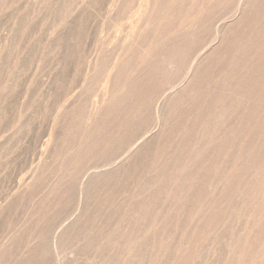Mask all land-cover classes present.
<instances>
[{"label":"rangeland","instance_id":"obj_1","mask_svg":"<svg viewBox=\"0 0 264 264\" xmlns=\"http://www.w3.org/2000/svg\"><path fill=\"white\" fill-rule=\"evenodd\" d=\"M84 1L87 3H84ZM178 1L174 0V2H177V4H178L177 7H176L175 3L173 2V0H171V2H173L174 4L172 3L171 5H175L174 7L170 5V0L169 1L166 0V2H168V4L170 6L167 5L166 3H164V8H167L166 6L169 7V9L167 8V10H171L172 8L176 7L175 9L177 11L174 12V15L172 13L173 9H172V11H168V13L171 12V16L176 18V19L174 18V23H173V17L170 20V22L172 21L173 24L172 23H169L168 25L162 24L165 20L166 21H167V19L169 20V18H167V16H169L170 14L166 13V14H168V15H165L167 19L165 18L164 21H161V19H162L161 17L164 16V14H165V12H162V10L165 11L166 9H162V10L160 9L161 11L159 9H157L158 12L160 11V13L161 12L164 13L163 15L158 14V12L155 14V12L157 10L153 11L154 12L153 14L161 16L160 20L158 19L159 16H155V17H158L157 19L159 21H161V24L164 26L163 28H165V30L168 26L167 31H168V29H170V31L172 30V32H173L174 29L177 30L178 28L179 29L185 28L184 31L181 29L179 30L181 33L185 32L184 37L182 35V37H183L182 39H181V33L180 32H179L180 34L177 33L178 30L176 31L177 34L174 33L175 32V30H174L173 34L170 37V34L172 32H167V31L164 32L165 30L162 28V25H160L157 22L158 21L157 19L155 21V24L157 25L155 27H157V29L154 28V25L153 26L151 25V24H153V22H151V20H152L151 15L149 17L148 16L149 12L145 11L144 16L146 13V17H144L142 14L143 12L141 10L143 8V6H145V4L147 3L146 0H139V2H138V0H131V1L130 0H115L116 3L114 2V0H0V252H1L0 253V260H1L0 264H21V263H23V264H51V263L57 264V261L58 262L61 261V263H58V264H166L167 263L166 260L168 261L169 255L172 253V252L170 253V251H173L174 254L172 253V255H170L171 259H169L167 264H225V263L228 264L229 260L226 257H229V256H228V254H226V252H227L228 248H233V245H232V243L234 242L233 240L237 241L239 238L238 235L236 234L239 232V231H237L238 230L237 228H239L243 222L246 223V219H247L246 213L242 209L245 206H244V204H242V205L240 204L242 206L241 207L240 205H238L239 203H237L236 205H238L239 207L236 206L235 208L236 209L239 208V209L235 210L234 207H232L234 210L230 209L229 205L230 206L235 205V203H234L235 199H233L234 192L230 191V188H229L230 185H228L229 190L226 188H225L226 189L225 190L223 188L222 194H221L222 196H220V198H218L219 202L221 201L220 202L221 205L223 204L222 205L223 207L220 206L221 208L219 207V205H217V204H220L218 201L217 202L211 201L213 199L215 200V197L214 198L212 196L209 197V195H211L210 194L211 193V191H210L211 187L213 186V184L216 185V183H217L216 181H218L217 177L220 174H223L224 170H226V171L228 170L227 171L228 174H230L229 172L232 170L231 165L233 164L232 162H233L234 155H235L234 148L237 145L236 142H238L237 140H239L240 143H242V140L239 139L241 135L238 133L240 131V129H243L242 130L243 132L241 134L244 136H241V138L242 139H243V137L245 138L244 142H243V143H245V145L248 144V142L250 143L252 141L255 143L257 141V138L254 137V136H256V134H255L256 132H253V130H252V128L254 129L255 128L254 126H256V125H251V123L246 124L248 127L251 126L250 131H248L246 128V125L242 122L246 121V120L243 121V119H245L244 113L251 111V110L255 111L256 108L253 105L257 104L256 107L258 108V104H260L258 110L256 109V112L258 114L264 113V90L262 88L263 85L260 86L259 85L260 83L257 84V85H259L258 87H260L262 90H260V88H257V86H254L255 88H253V89L250 87L251 88L250 92L252 91L251 93L249 92L250 95L246 96V95L242 94L243 96H242V98L240 97V99H239L240 101L239 100L235 101L236 100L235 96L238 93L235 92L236 93V94L234 93L235 95L231 94L233 92H231V90H228V86L226 83H228L227 81H228L229 77L231 79L233 75L238 76L239 75L238 73L241 72V67L239 66L240 61L244 64L243 65L242 63H240L241 66L247 65V64H245L247 62L246 60H248L247 63H249V65L251 64L249 62V60L251 58L250 57L248 58V56L246 57L248 59L245 58L246 60L243 58V56H242V58H241V56H234L232 53L235 52L236 50L238 51V49H233V52H232V48H239L238 52H240L242 49H244L246 44L252 43V41H253L252 39L254 38V37L246 38V37H248V35H246V33L247 34L253 33V30L254 31L258 30L261 27L264 31V26H260L262 24L264 25V21H263V23H260L262 20H264V19H262L264 14L261 13V12H264V9L262 10V8H264V6H261L262 4L264 5V0H263V3H261V4H260L261 1L259 2L258 0L257 1L253 0L254 1L253 2L251 0L253 2V4H251L252 3L251 2L250 3L251 6H249V7L247 4V6H246L247 9L249 8V10H250V8L253 5H255V3L258 5V2H259L260 6L259 5H258V7H257V5L253 6L252 7L253 9L251 8L252 13H251V10L250 11L247 10L249 13L244 12L247 16L245 14L242 16L245 18H242L241 16L240 17L237 16L238 18L236 17L234 19L235 21L236 20L237 21L238 20H240V21L245 20L246 21V19H247V21H249V25H248V22H247V24H245L246 23L245 21H244L245 23L238 21L239 25H240V23H242L243 25L244 24L246 25V26L244 25L245 29H246L245 31L243 30L244 28H242V27H244L243 25L238 26L237 25L238 23L232 21L233 25H234V23H236L235 24L236 26H234V27H236V28L239 27V29H238L239 31L238 30L236 31L235 30L236 28L233 31L232 30L233 25H231V22H228V21L232 20V18H233L232 12L234 14L237 10L236 6L238 5V3H236V2L238 0H228V1L227 0H211L212 3H207L206 0H201V2L204 1V2H202V4L204 3V5H202V7L200 4L201 2L196 5L197 7L195 6L194 3H197L198 0H192V1L187 0L186 4L184 2H182L183 0L179 1V2L184 3V5H181ZM188 1L191 2V4ZM209 1L210 0H208V2ZM111 2H113V3H111ZM162 2H165V0L161 1V4H163ZM187 2L190 4L189 7H188ZM234 2L236 3L235 7H234V4H235ZM130 4H132V5H130ZM70 5H71V7H70ZM192 5H194L195 7H192ZM198 5H199V7H198ZM87 6H88V8H87ZM178 6L182 7V9L179 8ZM82 7H84L85 9L87 8V9L85 10ZM128 7L130 9H128ZM232 7L234 9L230 10V9H232ZM260 7H262V8H260ZM162 8H163V6H162ZM78 9H81V10H78ZM82 9H84V11ZM179 9H181V10H179ZM243 9H242V11H243ZM127 10H129V12ZM227 10H228V12L231 11V13H228ZM234 10H235V12H234ZM254 12H256V13H254ZM237 13H238L237 15H239L241 13L240 10L237 11ZM82 14L87 19H85L82 16ZM225 14L227 16L228 15L229 16L227 17ZM207 15H209V16H207ZM211 15H214V16H211ZM222 15H225L227 17V19L225 16H222ZM184 16L186 18L188 17L187 19L189 20V22H192L194 19L195 20L199 19L200 24H201L200 25L201 28H199V30H198V27H197L196 28L197 31H195L194 33H195V35H197V38H195V39H200V40H201L202 35H205V33H206V35H205L206 40H208L211 37V35H213V33H211L209 35V33H210L209 29L211 28L212 25L210 26V23H206V21L209 20V17L212 18V19H210L211 20L210 22H213L214 20L216 21L217 19H220L222 17H225L226 20H224V18H222V20H224V21H227L229 19L227 21L228 22L227 27L231 26V28H230L231 31L229 30L228 33H226V37H228V35H230V37H229L230 40L225 38L226 40H228V42L227 41L226 42H227V44H229V41L233 42L234 40H236L234 42L236 44H238L237 42H239L241 45L238 46V45H235V43H233L234 44L233 45L230 42L233 45L232 48H231V45H228V47H225L226 42L224 43V41H223L221 43L222 47L221 46L220 47L218 46V47H219V49L222 48L223 52H225V50H226L225 48H228L226 50L227 52H225V53L226 54L230 53L229 57H228V55L224 54L222 52V50L220 51L217 48V51L215 53H217L219 55V52H221L220 56L214 54L215 56L213 55L211 58V56L209 55L210 57L207 59V62L205 61L206 65L204 64V66H203L201 63V65L203 66L202 67L203 73H202L201 77L198 79V81H195L194 84H197V85L194 86L192 84L193 87L195 88V89L193 87L191 88L192 90H190V92H192V94L189 93L190 96L185 97L188 95V91H189L188 90V91H186L187 95H185L186 93H184V94L180 93L181 96L184 95V96H182L183 98L177 97V96H180V94H177V96H175L176 93H179V91L174 93V95H170L171 98L169 97V99H168L170 101H167L166 102L167 104H164L165 107L163 109L164 110L163 117H166L167 115H169L168 117H171L168 119L164 118L171 125L170 126L168 124V122L164 120V125L167 124V125H165V127L169 126L168 128H170V129L164 128L163 127L164 125L160 126L158 124L159 125L158 127H161L162 130L163 129L165 130V134H164V130H163L162 131L163 135H161V133H160L161 131H158L159 128L157 127L158 129L156 131L158 133L156 132V136H158L159 138L154 136L155 138L153 137V138H151L150 141L148 140L147 144L149 146L146 143H144L145 144L144 147L137 145L134 148V150L132 151V153L130 154V157L129 158L125 157V160H124L125 162L120 164L121 168H119V170L116 168L118 166H116L115 167L116 169L113 168V173H109L112 171V169H111L107 173H103L101 175H95L93 177L94 179L92 177H89V174L85 175L83 172L86 170V168H88L90 166L92 167L95 165L107 163V161L109 162L110 159L114 158L115 153L118 154V153H120L121 149L122 150L125 149V147L128 145V144L125 145L126 143H129V144L131 143L129 141H131L130 139L133 138L135 136V134L140 133L141 131H144L146 129V127H148L149 125L155 126L156 122H154V121L156 119L154 116L155 114H153V113H155V112H153L155 110H153V109L156 108V107L154 108V105L156 106L155 102L158 101V97H159L158 90H160V92H159V94H160L161 91L163 90L161 88L165 86V85H163V83L166 84L167 87L169 86L168 80L166 78H169L170 84L172 82H173V84H175V83L180 81V79L182 78L181 76H183V75H180V72L181 73L183 72L182 68L186 64V61L184 60V58H186L185 55L187 53H188L187 55H189L192 52V47H194L195 45L198 46V44H199L198 42H200V44L202 42L200 40H195L198 44L196 42L195 43L193 42L194 41L193 37H195V35L191 33L192 30L190 31V26L188 27V29H186V27L188 26V24L186 25V23H189V22L185 23V22H181V20L179 21V19H183L185 21ZM215 16H216V18H215ZM132 17L133 18L136 17L137 20L136 19H134V20L136 21L137 24L139 23L138 25L140 27L137 26L136 23H134V20ZM206 17L208 19H206ZM144 18L146 20H147V18H151V19H148L146 21ZM202 18H204L205 22H204V20H202ZM69 19L72 21L74 19V21H73L74 23L72 21H70ZM141 19L145 23L147 22V26H148V23L151 22L149 25H151L152 28H154L156 31L158 30L159 34H160L162 29L163 30L161 32V35H162V33L167 34V35L163 34V38L161 37V39H160L159 35H157V37H158V39H157L155 37V35H156L155 30H153V32L155 33L154 34V33L150 32L152 30L149 31V28H151V26L150 27L146 26L148 28L149 34L152 33L157 40H160L159 42L156 41L157 43L155 42L156 43L155 45H151L152 47L157 46V44H161L162 48L160 47V45H158L159 47L156 49H159V51L160 50L162 51L163 49L164 50H166L167 48L169 49V47L167 46L170 44L168 39L171 38L170 39L171 42L172 41L177 42V43L176 42L174 43V46L176 45L175 47H177V51L180 49L179 50L180 52L178 51L179 52L178 53L179 58H178V62L176 63V65L173 66L174 68L169 65L168 61H166L167 66H165V64L162 66L161 64L156 63V62H160L163 64L164 62H162L161 56L159 57L160 58L159 61H158V59L155 60V58L158 57L157 56V52H159L158 50H155V49L153 50V48H154L153 47L152 50L150 51V49H151V48L149 49L150 45L148 44V41L146 42V40L148 38L144 39L145 35L147 34L149 37V34H148V32L147 33L145 32L146 34L142 33L143 31H145L147 29H144L145 26L143 25V23H142L143 21H141ZM190 19H193V20H190ZM153 20H155L154 17H153ZM188 20H186V21H188ZM175 21H176V23H175ZM68 22H70V23H68ZM71 23H73L74 25ZM182 23H183V27L181 25ZM217 23H219V21ZM229 23H230V25H229ZM207 24H209V26ZM212 24L214 25V23H212ZM158 25H159V27L162 28L161 30H160V28L158 29ZM169 25L171 26V28L173 26H175L176 28L173 27L171 29ZM178 25H179V27H178ZM141 26H144V27H141ZM202 26L204 27L203 29H202ZM207 26L210 28H208ZM205 27L207 30H205V32H204ZM140 28L141 29L143 28L141 32H140V30H141ZM134 29L137 32L134 31ZM137 29H140V30H137ZM200 29H202V30H200ZM212 29L214 30V26H212ZM240 29H241V31H240ZM185 30H188V31H185ZM213 30H212V32H214ZM261 30H258V31H261ZM198 31H201L200 32L201 33L200 38L198 37V35L200 36ZM132 32H133V35H132ZM230 32H232L231 33L232 35H234V33H236V35L238 34V37H236V35H234V38L236 37V39L233 38L234 39L233 40ZM238 32L240 33V35ZM127 33H128V35H127ZM138 33L140 35L139 39L141 41L137 40V43L139 42L138 44L142 45V43L145 41L148 45L147 44L144 45V43H145L144 42L142 46L137 47L138 44L136 43L135 38L139 37ZM168 33H169V35H168ZM142 34H143V38H141ZM152 34H150V37L154 38ZM175 34L177 35V38H175ZM189 34H190V37H189L190 41H188L189 39L187 38V35H189ZM126 35L129 38H127ZM147 35H146V37H147ZM164 35H165V37H164ZM173 35H174V37H173ZM179 35H180V38H179ZM208 35H209V37H208ZM242 35H244V37L246 35L245 38L248 40V43H246L247 41H246V39H244L242 37ZM131 37L134 39H131ZM166 37H169V38H166ZM184 38H187L188 40L187 39H185V40L188 42L192 41L195 45L192 44V42H191V44L188 42H184ZM202 38L204 39V37H202ZM240 38L244 40L245 45H243V42L241 43ZM136 39H138V38H136ZM166 39H167V42H169V43L166 42ZM179 39L183 40V41H180ZM121 40H124V41L127 40V42H124V43H123V41L120 42ZM151 40L152 39L149 40V43ZM162 40H164V41H162ZM132 42L133 43L135 42V43L133 44ZM151 42H153V40ZM163 42L167 43L166 46H165V43H163ZM179 42L181 44L184 42V44H182V45H184L183 48H180L182 46ZM163 44H164V48H163ZM117 45H119V46H117ZM131 45H134L133 47H135V46L136 47L133 48ZM124 46H125V48H124ZM144 46H145V50L148 47L150 53L152 51H154V52L156 51L155 52L156 55L153 52L154 53L153 57H155V58L150 56V61H153V63L148 61L149 58L147 60L148 61V63H147L148 68L146 66L147 65L146 63H145V65H141L138 62V64H139L138 67H137V64L134 63V62H136V59L140 60V57H139L141 55L140 49ZM116 48H119V49H116ZM126 48H127V50H126ZM107 49H108V51H107ZM109 49L110 50L113 49V50L110 51ZM121 49H122V51H121ZM132 50L133 51L135 50L134 51L135 54L132 53L133 52ZM138 50H139V54H136V53H138ZM164 50L162 52H165ZM228 50H229V52H228ZM99 51L101 52L100 54H99ZM115 51L117 53H115ZM129 51H131V52H129ZM237 51L235 52V54L241 55L242 52L239 54ZM106 52L109 55L108 54L101 55L102 53H106ZM121 52H124V53L122 54ZM113 53H115V56ZM120 53L122 54V56L120 55ZM249 53H252V51L251 52L249 51ZM128 54H129V56H128ZM231 54H232V56H231ZM99 55H100V57H99ZM137 55L139 58L137 57ZM248 55L250 56L251 54H248ZM103 56L106 58V60L103 58ZM118 56H121V57H118ZM221 56H222V58H221ZM230 56H231V58L235 57V59L233 58V61H232ZM151 57L153 58V60L151 59ZM214 57H215V59H213ZM117 58L118 59L124 58L125 60L121 59L122 61L120 63V62H117V61H120ZM205 58H207V57L205 56ZM228 58H229V60H231L233 62L232 63L230 61L233 65H231V63H230V65L228 64L229 63ZM94 59H95V61H94ZM113 59H116L117 61L113 60ZM187 59L188 58H186V60ZM209 59H211V61ZM243 59L246 62H243ZM252 59L251 60L254 62V64H252V65L254 67L252 65H250V68L251 67L253 69L257 68V70L261 69V67L264 68L260 63L259 64L261 66H259V64L257 62H255L254 57ZM107 60H109L108 61L109 65H112L111 67L108 65ZM98 61H100V62H98ZM127 61H129V62H127ZM237 61H238V63H237ZM116 62L119 63L118 65H120V64L121 65L126 64V66L128 64H130V65L127 66L128 68H126V66L124 67V66L120 65L121 68L119 69V68H117L118 65ZM93 63H94V66H92ZM110 63H112V64H110ZM114 63H116V64H114ZM236 63L238 64V67L234 66V65H237ZM256 63L258 64L257 67H255ZM150 64H151V67H149ZM152 64H155V67ZM207 64H208V67H207ZM210 64H211V66H210ZM102 65H105V67H103ZM106 65L109 66L108 67L109 71H108ZM133 65H136V67L138 69H136L135 66L133 69ZM226 65L229 66L228 68L231 70H229V69L224 70V69H227V67H225ZM91 66L94 68H91ZM99 66H100V68L103 67L104 70H103V68L100 70ZM248 66H247V68H249ZM96 67H98V68H96ZM113 67L117 68V70L119 69V72H121L122 74L117 71L118 72L117 74L114 72L116 74L115 75L113 73V71H114ZM130 67H132V69ZM139 67H140V69H139ZM145 67L147 70L150 68V70L151 69L156 70V72H154V71L151 72L152 70L149 71V72H151V74H152L151 75L147 70L144 69ZM218 67H219V69H218ZM222 67L224 69H222ZM236 67H237V70L240 69V70H238L239 72L234 71V70H236V69H234ZM142 68L144 69L143 70L144 73L147 72L146 75L148 76L150 74L151 77L150 76H149V78L145 77L146 75L143 72H141ZM153 68H156V69H153ZM212 68H214V69L212 70ZM216 68H217V70H216ZM128 69H129V71H128ZM167 69L170 71V73H172L171 75H173V76L170 75V77H169V75H167V72H166ZM243 69H244V67H243ZM105 70H107V71H105ZM120 70H122V71H120ZM130 70L132 72L136 70L135 71L136 75L133 74L134 72L132 73ZM137 70H138V72H137ZM110 71H112V72H110ZM124 71H125V73H123ZM127 71H128V73L130 72L129 73L130 75H133V76L135 75L136 77L131 78V76L127 73ZM139 71L141 73H139ZM211 71H213L215 74ZM221 71L223 73L220 74ZM225 71H228L230 74L228 72H225ZM260 71L264 72V71H262V69ZM260 71H259V73H260ZM108 72H110L112 74L111 77L114 75L117 76L119 74V77L116 78L118 80V82H120L119 80H124V78H122V77H125L124 74L128 75L132 80L134 79V81H132L130 78L127 79L126 78L127 76H126L125 82L121 83L122 85L120 83L116 84L115 81H117V80L114 81V79H113V81H112L111 78L108 79L110 77V75H108L109 74ZM158 72H160V73H158ZM105 73L107 76L101 75V74H105ZM170 73L168 72V74H170ZM259 73H257V74H259ZM210 74H211V76H210ZM240 74H243V73H240ZM165 75H167L168 77H166ZM204 75H206V76L204 77ZM142 76H143V78H142ZM257 76L262 77V75H255L254 77L253 76H251V77H253L252 79H254V81L257 82V79L260 78V77L257 78ZM139 77L141 78V80L147 79L148 81L142 80L143 81L142 82ZM179 77H180V79H178ZM221 77L224 78L223 81H222V79H220ZM225 77L226 78L228 77V79H225ZM263 77H264V73H263ZM97 78H98V80H97ZM101 78L103 80L104 79L105 80L103 81ZM164 78H165V81H167V83L162 80ZM216 78H217V80H216ZM107 79L112 83L115 82V83H113L114 85H116V86L121 85L124 88L123 87L120 88L121 86L120 87L117 86V87H115L116 89L113 90V88H111L113 86V84L110 83V85L111 84L112 85L109 86V84H108L109 81ZM129 79H130V82L131 81L133 83L135 82L136 83L135 86L139 89H136L135 86H131V84L132 85H134V84L133 83L129 84ZM200 79L203 81H201ZM159 80L161 83L159 82ZM199 80L202 83H204V81H205L206 84L205 83L202 84ZM231 80L233 81L234 79L232 78ZM94 81H96V82L94 83ZM224 81H226V82H224ZM258 81H260V79ZM207 82H209V83H207ZM212 82H214V83H212ZM97 83L98 84L100 83L99 86H97L98 85ZM154 83H156V84H154ZM123 84H125L126 87ZM128 84L130 85V87H127V86H129ZM210 84L211 85L213 84V86H211ZM219 84H220V86H219ZM91 85H93V86H91ZM104 85H105V87H104ZM107 85L111 88L110 90L108 89L109 87L108 88L106 87ZM223 85H224V87H223ZM94 86H95V89H97L96 90L97 92L93 91ZM103 87L106 89H104ZM131 87L133 89V92L130 91V90H132ZM233 87L235 89L237 88L236 86H233ZM127 88H130V90L128 89V91H126ZM107 89L109 91L113 90L114 93L111 94L112 92L110 93V92L106 91ZM121 89L123 91L125 89V91L129 92V93L128 94L126 93L127 94L126 95L125 92H123L124 93V95H123V93L121 92L123 95V96H121V93H119L121 91ZM202 89H204L206 91H203ZM255 89H256V91L258 90L257 93H256ZM101 90H102V92H101ZM116 90H117V92H116ZM147 90H149V91H147ZM154 90H156V91H154ZM92 91L95 92V94L94 93L90 94V93H92ZM221 91H223V92L220 93ZM254 91L256 94L253 93ZM208 92H211L212 94H210V93L208 94ZM215 92H217V93H215ZM258 92H259V94H258ZM102 93L104 95L103 97H105V95L107 96V95L111 94V97L108 98V101L106 102L108 104L111 102L110 99L112 97H114L112 99V102L115 101L114 99L116 97L114 95H116L118 98L119 94H120V96H119L120 100H121V97H123L124 102L123 101H121V102L115 101L116 102V103L114 102L115 105H114V103L111 102L112 104L111 105L109 104L110 108L108 107L109 108V110H108L107 106L104 107L103 103H105L106 100H103L104 98H102ZM108 93H110V94H108ZM224 93H226V94H224ZM241 93H245V92H241ZM79 94H81V96ZM83 94H85V95H83ZM86 94L89 95V97L91 95H93L88 99V100L92 99V100H90V102L87 100L88 96ZM130 94L132 97L130 96L128 99L127 96ZM99 95H100V98L98 99ZM125 96L127 99L124 98ZM200 96H202V98ZM217 96H218V98L220 97L219 98L220 100L216 99ZM72 97H73L75 102L72 101L73 100ZM210 97H211V99H210ZM230 97H232L234 99H232ZM105 98L107 99V97H105ZM117 98H116V100H117ZM132 98H134V99H132ZM155 98H157V99H155ZM207 98L210 99L211 101H208ZM229 98H230V100L231 99L232 100L230 101ZM100 99H101V101H100ZM222 99H224V100H222ZM172 100H174V101H172ZM205 100H206V102H205ZM218 100L220 101V103ZM233 100H234V102H232ZM91 101H93L94 103ZM98 101H100L99 103L102 104L103 106L99 105ZM102 101H103V103H102ZM259 101H260V103H258ZM69 102H72V103H69ZM73 102L75 104H73ZM76 102H79V103H76ZM88 102L90 103V106H92V107L89 106V110L86 109V108H88V105H89ZM168 102H170V103H168ZM180 102H182V103H180ZM215 102H217V103H215ZM230 102H232V103H230ZM235 102H237V103H235ZM238 102H240V103H238ZM241 102H243V104ZM95 103L96 104L98 103L99 106L96 105ZM106 103H105V105H107ZM172 103H174V104H172ZM212 103H213V105L214 104L217 105L218 103L219 104L225 103V105L223 106L224 108L219 109L221 112L222 111L225 112V115H223L222 117H221V115H218L219 114V112L217 111L218 108H216L217 107L216 105H215L216 107H214L212 105ZM244 103H245V105H244ZM67 104L69 105V107ZM77 104H78V106H77ZM116 104H117V106H116ZM112 105H114V106H112ZM181 105H183V106H181ZM93 106H95V107H93ZM96 106L99 108V110H98L99 113H100V106H101V108L102 107H104L105 109L107 108L106 110H104L102 108L101 112H103V110L108 111V112H103V114L101 113V115H100L99 113H97L98 112L97 111L98 108H97L96 109L97 114L94 115ZM115 106H116V108H115ZM138 106H140V107L142 106V107L140 108ZM175 106H177V107H175ZM212 106L215 108V110ZM239 106H240V108L242 107L240 110L238 109ZM71 107L73 109H71ZM81 107L84 110L81 109ZM173 107H175V108H173ZM243 107H245V108L243 109ZM252 107H253V109L254 108L255 109L253 110ZM162 108H163V105H162ZM207 108H208V110H207ZM210 108H213V109H210ZM225 108H227V109L225 110ZM249 108H251V109H249ZM74 109H75V112H74ZM166 109L169 112V113L167 112L168 114H165ZM170 109H172V110H170ZM197 109H199V110H197ZM200 109H202L203 111ZM175 110L176 111L178 110V111L176 112ZM194 110L198 111V113L195 112ZM231 110L233 111V112H231L233 114H231V116L230 115L228 116L227 112H230ZM85 111L86 112L90 111L93 113L92 114L87 113L89 115L88 116L89 118H87V116L84 115ZM171 111H173V112H171ZM238 111H241V112H238ZM191 112L192 113L194 112L196 114H194V113L192 114ZM202 112H204V114ZM77 113H79V114H77ZM108 113H111L112 115H109ZM187 113H190L191 116H193V117H191L190 114H187ZM76 114L79 116H77ZM106 114H107V116H106ZM151 114H153L154 119H153ZM198 114L200 116L204 115L203 118L199 116L201 118L202 122H201V120H199L197 118ZM92 115H93V117H92ZM97 115L98 116L100 115V119L97 118ZM80 116H82L81 117V119L83 118L82 120H80ZM84 116L87 119V120H85V122H84ZM94 116H96V117H94ZM90 117H92V118H90ZM186 117H188L187 122H186V120H187ZM240 117H241V119L242 118L243 119L241 120ZM256 117H259V116H256ZM94 118L95 119L97 118V120H100V121H97V120L95 121ZM178 118L179 119L181 118L180 122H179ZM90 119H91V121H89V122H91V124L88 122V120H90ZM190 119H193V122H190L191 121ZM152 120H153L154 124L152 123ZM239 120L242 122H240ZM83 122L84 123L87 122L86 124L89 128V129L87 128L88 131L86 130V126H84V128H83V125H85ZM95 122H97V123H95ZM92 123H93V126H91ZM120 123H121V125H118ZM190 123H191V125H190ZM198 123L199 124L201 123L202 125L200 124L201 126H199ZM245 123H247V121ZM172 124H173V126H172ZM196 124H197V126H196ZM240 124H242V126ZM185 125H187V127L189 126L188 128L186 127L187 129H189L190 127L191 128L189 130H187L185 128ZM238 125H240V127ZM90 126L93 128L91 129ZM194 126H195V128H194ZM244 126H245V128H244ZM161 128H160V130H161ZM181 128H183V129H181ZM196 128H199V130ZM82 129H85L86 133L89 132L91 134L88 133L89 135L85 136V134H86L85 130H82ZM90 129H91V131H90ZM236 129L239 131L237 132ZM94 130H97V131L94 132ZM83 131H84V133H83ZM92 131L94 134L92 133ZM255 131H257V129ZM198 132L199 133L201 132V134H199ZM247 132L248 133L250 132V134H247ZM258 132L260 134V131H258ZM258 132H257V134H258ZM166 133H169V134L167 135ZM157 134H160L162 137L160 135H157ZM251 134H252V136H251ZM83 135H84V137H83ZM169 135H171V136H169ZM183 135H185V136L183 137ZM245 135H247L248 137ZM85 137H87V138H85ZM236 137H237V140L234 139ZM253 137L256 139H253ZM257 137H259V136L257 135ZM112 138H113V140H112ZM106 139H107V141H106ZM154 139H155V141H154ZM50 140H51V143H50ZM246 140H249V141L246 143ZM79 143H81V145ZM167 143L169 144V146ZM112 144H113V146H112ZM141 144L143 145V143H141ZM238 144H239V142H238ZM123 145H124V147H123ZM178 145L180 146L181 149L179 148ZM182 145H184V146H182ZM138 146H139L138 149H141V150L137 149L138 151L135 152V149ZM191 146L194 147L193 148L194 150H192V156L189 155V152L191 154ZM167 148H168V150H167ZM77 149H78V151H76ZM117 149L119 151H117ZM189 149H190V151H189ZM74 151H76L77 153L76 152L74 153ZM176 151L177 152L179 151V152L177 153ZM226 151L228 153H226ZM186 153H188L190 158ZM116 154H115V156H116ZM167 154H169V155L167 156ZM187 158H189V160H187ZM157 159H158V161H157ZM159 160L162 163L159 162ZM229 162H230V164H229ZM181 164L182 165L184 164V165L182 166ZM226 164L228 165V167ZM32 165L34 167H31ZM179 165L182 167H180ZM229 166H230V168H229ZM179 167H180V172H179V170L176 171L177 169H179ZM225 167H227V168H225ZM228 168L231 170L229 171ZM156 169L159 171L157 172ZM31 170H32V172H31ZM154 170H156L158 175H156L157 173ZM171 174L172 175L179 174V176L181 174L182 175L188 174V176H190V178L188 176H187V178H189L188 180H190V181H192V178H193V180H194L193 184L189 181L191 183V185H193V186L191 187V185H190V189L183 190L184 193L186 192L187 194H184L182 191H180V189H182V187L185 186V184H187V182H186L187 179L182 177V175H181V177L178 176L179 180L177 179V177L170 178V177H172ZM166 175H167V177H166ZM168 176H170V177H168ZM184 176H186V175H184ZM208 177H209V179H208ZM87 178H89V179H87ZM168 178L173 179V180L177 179L178 181L176 180L175 184H171V182L173 180L168 181V182H170V183H168V186H170V187H168V186H166L167 184L163 185L164 183H167V180H169ZM183 178L186 180H184ZM151 179H152V181H150ZM153 179H155V180H153ZM90 181H91V185H90ZM154 182H156V184ZM80 183H84V185L82 184L84 186V189H85L83 192L84 196L82 193H79V191H80L79 186L81 185ZM151 184L153 187L150 186ZM164 186H166L167 188ZM224 190L229 192V193H227V196L225 195L226 193ZM174 191H177V192L180 191L183 193V194L181 193L183 196L181 195V197H180V198H182V197L183 198L179 200V203L182 200L180 205H178V202H177L180 195L178 194V197H177V194ZM170 192L176 194V196L172 195ZM76 193L78 194V196ZM80 194H81V196H80ZM172 196H173V198L175 197L173 199V201L176 200V202H174L176 205L174 203H172L175 205V207H173L174 210L170 208V210L168 212V210L165 207H167L169 203L171 204L172 200L170 201V198ZM223 196H226V197H223ZM79 197L80 198L84 197L81 199L82 202H79ZM176 197H177V199H176ZM229 197H231V198H229ZM206 198L208 201L206 200ZM83 199H85V201ZM231 200H233V201L231 202ZM183 201H184V203H183ZM84 203H86V204H84ZM232 203H233V205H232ZM184 204L186 207L184 206ZM213 204H214V206H212ZM76 205H78V206H76ZM85 205H86V208L84 207ZM178 206H180L179 210L181 208H183V209L185 208V210L181 209V211L179 212ZM213 207H215V210H216V212H218L219 216L214 211ZM228 207L230 210L228 209ZM206 208H208L209 211L213 210L211 212H213L214 214L213 213L211 214V212L208 213L209 211L206 212V211L202 210V209H206ZM197 209H198V212H196ZM221 209H224V210H222L223 212H221ZM240 209H242V210L240 211ZM82 210H84V212ZM143 211H144V213H142ZM242 211H243V213H245L244 215H243ZM196 213L199 216H197ZM202 213H206V215L205 214L202 215ZM200 214H201V217H200ZM68 216L70 218L67 219ZM77 216H79V217H77ZM140 216H142V217L140 218ZM207 216H208V220L206 218ZM243 216H245V217H243ZM193 217H194V219H193ZM196 217L199 219H197ZM215 217L217 218V220ZM73 218L75 219L74 222H72ZM64 219H66V220H64ZM262 220H264V219H262ZM203 222H204V224H203ZM60 223L61 224L63 223L64 225H62V227H61ZM68 223L70 225H68ZM261 223H262V221H261ZM263 223H264V221H263ZM71 224L74 226H72ZM211 224H213V225L211 226ZM258 224H260V222ZM243 225H245V224H243ZM263 225H262V228H258L259 232H258V229H257V231H256V229H254V231H256L259 234L258 236H256L258 238L254 237L255 234L252 233L253 232V230H252L251 234H253L254 238L251 237L250 239H252V241L246 243L247 245L248 244L251 245L250 248L254 252H256L255 251L256 246H257V249H256L257 252H258V250H259V252L262 251L261 249L264 248V247L263 248L259 247L261 242L258 243L259 241H262V243L264 245V241H263L264 237H262V236H264V231H263V233L262 232L260 233V230H262L264 227ZM70 226H71V228H70ZM259 226H261V225H259ZM157 227H158V229H157ZM211 227H212V229H211ZM256 227H258V225ZM50 228L52 230H50ZM60 228H61V230H59ZM62 228H64V229H62ZM68 229H70V230H68ZM64 230H66V231H64ZM158 230L159 231L161 230L160 231L161 233ZM61 232H63L64 234ZM157 232L159 234H157ZM202 232H204V233H202ZM256 232H254V233H256ZM257 233H256V235H257ZM56 234H58V236H59L58 240L61 241L59 243V241L57 240V242H58L57 244H55V242H54V241H56L54 238V235H56ZM235 234H236V236H235ZM261 234H262V236H261ZM159 235H160V238H159ZM233 235L235 236L234 238H233ZM260 238H263V240H261ZM256 239L258 241H255ZM183 240L186 242H184ZM215 240H217L218 242H215ZM137 241L139 243L141 241H143V242H141L142 246H141V243L138 244ZM181 241H183L184 244H183V242L181 243ZM211 241H212L214 246L211 245ZM231 241H233V242L231 243ZM11 243H13L14 245ZM235 243H233V244L235 245ZM262 243H261V246H262ZM182 244L184 246L183 251L179 249V247ZM256 244H259V245H256ZM189 246L191 247V249ZM229 246H231V247H229ZM253 246H255V247H253ZM5 247H6V249H5ZM185 247H189L190 250L187 251L188 249H186ZM240 247L242 249L245 248L246 251H243V253L241 252V254L238 253V255H237L238 258L235 256L237 261H241V260L244 261L245 260L244 262H246V259L248 257H250L249 256L250 254L252 256V259H250L251 257L248 259L254 260L256 258L255 262H257L259 260V254H260L259 252H258L259 254L257 253L258 255H256L258 257H256L255 254L251 252L252 250L249 248V246L244 247L242 244H240L239 248ZM246 247H248V248H246ZM177 248L179 251L177 250ZM212 250H214V251H212ZM174 251L177 253H175ZM180 251L184 253V254L181 253V255L183 257L185 255H187V256H185L186 258L181 257ZM247 251H250L251 253L248 252L249 253V255H248ZM245 252H246V254H244ZM158 253H160L161 255ZM185 253H187V254H185ZM214 253H215V255H213ZM239 254L240 255L244 254L242 256V259H241V256ZM254 256H255V258H254ZM178 257H181L184 260H182L181 258H179L180 259L179 260ZM230 257L233 258L232 253H231ZM257 258H258V260H257ZM172 259H173V261H172ZM247 261H249V260H247ZM263 262H264V259H263ZM230 264H231V262H230ZM232 264H234V262Z\"/></svg>","mask_w":264,"mask_h":264},{"label":"bare ground","instance_id":"obj_2","mask_svg":"<svg viewBox=\"0 0 264 264\" xmlns=\"http://www.w3.org/2000/svg\"><path fill=\"white\" fill-rule=\"evenodd\" d=\"M130 1H131V0H130ZM146 1H147V3L145 4V6H143V8H142V9L140 8V9H141L142 12H143V13H142L143 16H144V12H145V11H146V12L148 11V12H149V13H148L149 15H148V14H147V15H148L149 17H150V15H151L152 20H153V17L155 18V20H153V21L151 20V22H153V24H151V25H152V26L154 25V28L157 29V27H155V26H157V25L155 24V21H156V19L158 18V17H155V16H159V15H155V14L158 12L157 9H159V10H160V9H161V10H162V9H166L165 11L162 10V12H165V14L162 13V12L160 13L161 10L158 12V14H162V15L164 14V16L170 14V15H169L170 17L167 16V18H169V20L166 18V16H165V17H164V16H162V17L159 16V18H158L159 20H160L161 18L163 19V20L161 19V21H164L165 18L167 19V21L165 20L162 24H164V25L167 24V25H168L169 23H172V21L170 22V20L172 19L173 16H171V12L168 13V11H172V9H173L172 13H173V15H174V12L177 11V10L175 9V8L177 7V5H178L177 2H174V0H173V2L175 3L176 7H175V8H172L171 10H167V8L169 9L168 6H166L167 8H164V3H166L167 5H169L168 2H166V0H165V2H162L163 4H161V1H164V0H146ZM168 1H169V0H168ZM176 1H178V0H176ZM179 1H181V0H179ZM179 1H178V2H179ZM186 1H187V0H183L182 2H184V3L186 4ZM189 1H190V0H189ZM189 1H188V2H189ZM191 1H192V0H191ZM198 1H199V0H198ZM198 1H197V3H194L195 6L201 2V0H200L199 2H198ZM227 1H228V0H227ZM249 1H250V2H249ZM252 1H253V0H252ZM252 1H251V0H238L237 2L235 1L236 3H238V5L236 6V7H237V10L235 9L236 12H235V10H234V12H235L234 14H233V12H232V17H233L232 20L228 21V20H229V19H228L227 21H228V22H231V25H233V24H232V21L238 23V24H237L238 26L243 25L242 23H243L245 20H243V19H242L243 21L238 20V21L242 22V23H240V25H239V22H238L237 20L235 21L234 19H235L237 16H238V17L241 16L242 18H245V17H243L242 15H244L246 12H248L247 10H249V8L247 9L246 6H247V4H248V7L251 6L250 3H251ZM254 1H257V0H254ZM254 1H253V2H254ZM258 1H259V2L261 1L260 4L263 3V0H258ZM114 2H115V0H114ZM116 2H117V1H116ZM116 2H115V3H116ZM138 2H139V0H138ZM173 2H171V0H170V5H171ZM182 2H179V3H180L181 5H184V3H182ZM188 2H187V3H188ZM202 2H204V1H202ZM202 2L200 3V4H201V7H202V5H204V3L202 4ZM206 2H207V3H212L211 0H210L209 2H208V0H206ZM235 2H234V3H235ZM242 2H243V3H242ZM248 2H249V3H248ZM253 2H252L251 4H253ZM259 2H258V5H259ZM73 3H74V2H73ZM76 3H77V2H76ZM76 3H75V4H76ZM84 3H87V2L84 1ZM111 3H113V2H111ZM132 3H133V2H132ZM143 3H144V2H143ZM174 3H173V4H174ZM189 3L191 4V2H189ZM189 3H188V7L190 6ZM236 3L234 4V7H235ZM69 4H70V3H69ZM69 4H68V5H69ZM118 4H119V3H118ZM130 5H132V4H130ZM142 5H143V4H142ZM170 5H169V6H170ZM175 5H171V6L174 7ZM256 5H257V4L255 3V5H253V6H256ZM258 5H257V7H258ZM74 6H75V5H74ZM79 6H80V5H79ZM119 6H120V5H119ZM162 6H163V8H162ZM195 6L192 5V7H195ZM209 6H210V5H209ZM213 6H214V5H213ZM242 6H243V7H242ZM253 6H252V7H253ZM259 6H260V5H259ZM261 6H264V5L262 4ZM70 7H71V5H70ZM85 7H86V6H85ZM131 7H132V6H131ZM135 7H136V6H135ZM178 7L182 9V7H180V6H178ZM196 7H197V6H196ZM198 7H199V5H198ZM230 7H231V6H230ZM252 7H251V8H252ZM82 8H84V7H82ZM87 8H88V6H87ZM87 8H86V9H87ZM132 8H133V7H132ZM136 8H137V7H136ZM170 8H171V7H170ZM183 8H184V7H183ZM243 8H244V9H243ZM251 8H250V10H251V13H252V9H253V8H252V9H251ZM260 8H262V7H260ZM84 9H85V8H84ZM84 9H82V10L84 11ZM86 9H85V10H86ZM128 9H130V8L128 7ZM174 9H175V10H174ZM181 9H179V10H181ZM233 9H234V8L232 7V9H230V10H233ZM242 9H243V11H242ZM258 9H259V8H258ZM263 9H264V8H262V10H263ZM78 10H81V9H78ZM121 10H122V9H121ZM156 10H157V11H156ZM239 10H240V12H241V13H240L241 15H240V14L237 15V14H238L237 11H239ZM245 10H246V11H245ZM250 10H249V11H250ZM83 11H82V12H83ZM127 11L129 12V10H127ZM153 11H156L155 14H153V13H154ZM259 11H260V10H259ZM71 12H72V11H71ZM125 12H126V11H125ZM227 12H228V10H227ZM244 12H245V13H244ZM256 12H257V11H256ZM256 12H254V13H256ZM126 13H127V12H126ZM133 13H134V12H133ZM140 13H141V12H140ZM166 13H168V14H166ZM228 13H231V11H229ZM242 13H243V14H242ZM248 13H249V12H248ZM261 13L264 14V12H261ZM152 14H153L154 16H153ZM138 15H139V14H138ZM225 15H226V14H225ZM225 15H222V16H225ZM245 15H246V14H245ZM248 15H249V14H248ZM72 16H73V15H72ZM82 16H83V14H82ZM135 16H136V15H135ZM152 16H153V17H152ZM176 16H177V15H176ZM204 16H205V15H204ZM207 16H209V15H207ZM211 16H214V15H211ZM226 16H227V15H226ZM226 16H225V17H226ZM228 16H229V15H228ZM228 16H227V17H228ZM246 16H247V15H246ZM250 16H251V15H250ZM252 16H253V15H252ZM65 17H66V16H65ZM68 17H69V16H68ZM75 17H76V16H75ZM80 17H81V16H80ZM83 17H84V16H83ZM129 17H130V16H129ZM133 17H134V16H133ZM133 17H132V18H133ZM144 17H146V13H145V16H144ZM160 17H161V18H160ZM182 17H183V16H182ZM182 17H181V18H182ZM225 17H222V18H224V20H226L227 17H226V19H225ZM238 17H237V18H238ZM70 18H71V17H70ZM73 18H74V17H73ZM84 18H85V17H84ZM151 18H147V20H148V19H151ZM174 18H175V17H173V23H174ZM179 18H180V17H179ZM187 18H188V17H187ZM187 18L184 16L185 21H184L183 19H179V21L181 20V22H185V23H186V22H189V20H188ZM199 18H200V17H199ZM215 18H216V16H215ZM215 18H214V19H215ZM222 18L217 19L216 21L213 19L214 21L212 20L213 22H210V21H211L210 19H212V18L209 17V20L206 21V23H210V26H211V25L214 26V30H213V29H212V26H211V28H210V27H208L209 24H207V25H208L207 27L210 28V29H209V30H210V31H209V32H210L209 35H210L211 33H213V35H211V37H210L209 39L207 38L208 40H206V38H205L206 33H205V35H202V37H204V39L201 37V33H200L201 31H198V33L200 34V36L198 35V37H199V38L201 37V40H200V39H195V38H197V35H195V33H194L195 31H197L196 28L198 27V30H199V28H201V26H200L201 24H200L199 19H198V20L196 19L197 21H196L195 19H194V20H193V19H190V20H193V21H192V22H189V23H186V25L188 24V26L186 27V29H188V27L190 26V31L192 30L191 33L195 35V37H193V38H194V41H193V42L195 43V42H196L195 40H200V41H202V42H201V44H200V42H198L199 44L196 42V43L198 44V46H197V45H195V44L191 41L192 44H194L196 47H195V46H194L195 48L192 47V52H191L189 55H187L188 53L185 55L186 58H188L187 60H186V58L183 57L184 60L186 61V64H185V66L182 68V70H183L182 73H183V74L180 72V75H183V76H181V77H182L181 79H180V77L178 78V79H180V81L178 80L179 82H177V83H175V84H173V82H172V83L170 84L169 78H166V77H168L167 75H169V77H170V75H171L172 73H170V71H169L168 69H167L168 71L166 70L167 75H165V76H166L165 78L168 80L169 86L167 87L166 84L163 83V85H165V86L161 88V89H163V90L161 91L160 94H159L160 90H158V95H159V97H158V101L155 102V103H156V106L153 104V105H154V108L156 107L155 109H153V110H155V111H153V112H155V113H153V114H155L154 116H155V119H156V120H155L154 122H156L155 126H156V125H157V126L155 127L154 125H153V126H150V125L148 126V125H147L148 127H146V129H145L144 131H141L140 133H137V134L134 133L135 136H134V137L132 136L133 138H131V139H130L131 141H129V142H131V143H130V144H129V143H126L125 145H127V144H128V145L125 147V149L123 148L124 145H123V147L121 146L124 150L121 149V150H120V153H118V154L115 153L116 156H115V154H114V158L110 159L109 162L107 161V163H103V164H100V165H95V166H92V167L90 166V167L86 168V170L83 172L85 175H88V174H89V177H92V178H93L95 175H101V174H103V173H107V172L110 171L111 169H112V171L109 172V173H113V168H115L116 166H118V167H116V168L119 170V168H121V167H120V166H121L120 164H122L123 162H125V161H124V160H125V157H126V158H127V157L129 158V157H130V154L132 153V151L134 150V148H135L137 145L144 147V146H145L144 143L147 144V141H148V140L150 141L151 138H153L154 136H156V132H157L156 130H157L158 128H159L158 131H161L160 133H161V135H163V132H162V131H163L164 129L162 130V128H161V127H158V126H159V125H160V126L164 125V120H165L164 118H167V119H168V118H171V117H168L169 115H167V116L165 115L166 117H163V114H164V110H163V109H164V107H165L164 104H167L166 102H167V101H170V100H168L169 97L171 98L170 95H174V93H176V92L179 91V93H176V95H175V96H177V94H180V93H183V94H184V93H186V91L189 90V91H188V95H187V93H186L185 95H187V96H185V97L190 96L189 93L192 94V92H190V90H192L191 88L193 87V85H194V86L197 85V84H194V83H195V81H198V79L201 77V75H202V73H203L202 67L204 66V64L206 65L207 59H208L210 56H211V58H212V56H213L214 54H215V55H218V54L215 53V52L217 51V48L219 49V47L221 46V43H222L223 41H224V43H225L226 41L228 42V40H226L225 38L229 39L230 35H228V37H226V33H228L229 30L231 31V29H230L231 26H228V27H229V28H228V27H227L228 22L222 20ZM252 18H253V17H252ZM66 19H67V18H66ZM76 19H77V18H76ZM85 19H87V18H85ZM134 19H136V17L133 18V20H134ZM144 19H145V18H144ZM158 19H157V20H158ZM175 19H176V18H175ZM206 19H208V18L206 17ZM230 19H231V18H230ZM262 19H264V15H263V18H262ZM69 20H70V19H69ZM69 20H68V21H69ZM136 20H137V19H136ZM145 20H146V19H145ZM147 20H146V21H147ZM159 20H158L157 22H158L160 25H162V24H161V21H159ZM182 20H183V21H182ZM186 20H188V21H186ZM202 20H204V18H202ZM221 20H222L223 22H222ZM70 21H72V20H70ZM73 21H74V19H73ZM73 21H72V22H73ZM141 21H143V20L141 19ZM168 21H169V22H168ZM179 21H178V22H179ZM208 21H209V22H208ZM218 21H219V23H217ZM220 21H221V22H220ZM263 21H264V20H262L260 23H263ZM137 22H138V21H137ZM148 22H149V21H148ZM151 22H150V23H151ZM157 22H156V23H157ZM181 22H180V23H181ZM204 22H205V20H204ZM245 22H246V23H245ZM245 22H244L245 24H247V22H248V25H249V21H247V19H246ZM251 22H252V21H251ZM68 23H70V22H68ZM73 23H74V22H73ZM73 23H71V24H73ZM134 23H136L135 20H134ZM142 23H143V25L145 26L144 29H147V30L143 31L142 33L146 34V33L148 32V34H149V31H150V30H152V31H150V32L154 33L153 30H155V29L152 28L151 25H149L150 23H148V26H147V22L145 23V22L143 21ZM173 23H172V24H173ZM175 23H176V21H175ZM180 23H179V24H180ZM185 23H184V24H185ZM202 23H203V22H202ZM212 23H214V25H213ZM236 23H234V25H233V28H232L233 31H234V29L236 28V27H234V26H236V25H235ZM252 23H253V22H252ZM258 23H259V22H258ZM138 24H139V23H138ZM138 24L136 23L137 26H139ZM145 24H146V25H145ZM177 24H178V23H177ZM204 24H205V23H204ZM245 24H244V25H245ZM253 24H254V23H253ZM255 24H256V23H255ZM73 25H74V24H73ZM128 25H129V24H128ZM167 25H166V26H167ZM170 25H171V24H170ZM170 25H169V26H170ZM181 25H182V27H183V23H182ZM202 25H203V24H202ZM205 25H206V24H205ZM205 25H204V26H205ZM229 25H230V23H229ZM244 25H243V26H244ZM248 25H247V26H248ZM126 26H127V25H126ZM134 26H135V25H134ZM134 26H133V27H134ZM144 26H141V27H144ZM146 26H147V27H150V26H151L152 29L149 28V31H148V28H147ZM172 26H173V25H172ZM199 26H200V27H199ZM245 26H246V25H245ZM245 26L242 27V28H244V29H243L244 31L246 30V29H245ZM251 26H252V25H251ZM260 26H264V25L262 24V25H260ZM135 27H136V26H135ZM139 27H140V26H139ZM163 27H164V26L162 25V28H163ZM173 27H175V26H173ZM173 27H172V28H173ZM178 27H179V25H178ZM67 28H68V27H67ZM130 28H131V27H130ZM130 28H129V29H130ZM136 28H137V27H136ZM136 28H135V29H136ZM159 28H160V30L162 29V28L159 27V25H158V29H159ZM167 28H168V26H167ZM167 28H166V30H165V28H163V29L165 30L164 32L167 31ZM170 28H171V26H170ZM172 28H171V29H172ZM175 28H176V27H175ZM203 28H204V27L202 26V29H203ZM240 28H241V27H240ZM250 28H251V27H250ZM258 28H259V27H258ZM135 29H134V31H136ZM140 29H141V28H140ZM140 29H137V30H140ZM142 29H143V28H142ZM142 29L140 30V32L142 31ZM163 29H162V30H163ZM180 29H181V28H180ZM180 29H179V28L177 29V30H178L177 33L180 32V31H179ZM184 29H185V28H183V29H181V30L184 31ZM202 29H200V30H202ZM238 29H239V27L236 28L235 30L237 31ZM261 29H262V27H261L260 29H258V30H261ZM162 30H161V32H162ZM174 30H175V29H174ZM174 30H173V32H174ZM177 30H175L174 33H176ZM205 30H207L206 27H205V29H204V32H205ZM212 30H213L214 32H212ZM249 30H250V29H249ZM251 30H252V29H251ZM258 30H255V31L253 30V33H249V34L246 33V35H248V37H246V35H245L246 38L254 37V38L252 39V40H253L252 43H249V44H246V45H245L244 40L240 38V39H241V43L243 42V45H245L244 49H242L240 52H238V51H239V48H232V46L234 45L233 43H235L234 41H236V40H234V39H236V37H238V34L236 35V33H234V35H236V37L234 38V35L231 34L233 31L230 32V34L232 35V39L234 38V39H233L234 41H233V40H232L233 42L229 41V44H227V42H226V43H225V47H228V45H231L232 52H233V49H238V51H237V50H236V51H237L239 54H240L241 52L243 53V54L241 53V55H238V54H235V52H236V51H235V52L232 53L234 56H241V58H242V56H243L244 59H245L247 56H248V58L250 57L251 59L254 57L255 62H257L258 64L260 63V64L264 67V31H263V29H262L261 31H258ZM130 31H131V30H130ZM132 31H133V30H132ZM185 31H188V30H185ZM238 31H239V30H238ZM240 31H241V29H240ZM257 31H258V32H257ZM136 32H137V31H136ZM138 32H139V31H138ZM140 32H139V33H140ZM145 32H146V33H145ZM161 32H160V34H159V31H158V30H157V31L155 30V33H156L155 37H156L157 39H158L157 35H159L160 39H161V37L163 38V34L167 35L166 33H162V35H161ZM167 32H172V30L170 31V29H168ZM173 32L170 34V37H171V35L173 34ZM255 32H256V33H255ZM130 33H131V32H130ZM130 33H129V34H130ZM139 33H138V35H139ZM152 33H150V34H152ZM155 33H154V34H155ZM157 33H158V34H157ZM177 33H176V34H177ZM180 33H181V32H180ZM180 33H179V34H180ZM184 33H185V32H184ZM184 33H181V39L184 37ZM187 33H188V32H187ZM187 33H186V34H187ZM189 33H190V32H189ZM191 33H190V34H191ZM238 33H239V32H238ZM242 33H243V32H242ZM150 34H149V37H148V35L146 34L147 37H146V35H145V38H144V39H147V38L149 39V38H150V39L153 40L154 43L151 42L152 40H151L150 43H149V40H150V39H149V40H148V39L146 40V42L148 41V44H149L150 46H151V45H155L157 42L160 41V40H157V39L154 37L153 34H152V35H153V37H154L156 40H155L154 38H151V37H150ZM176 34H175V38H177V35H176ZM190 34L187 35V38H188L189 40H188L187 38H184V42H188V41H190V38H189V37H190ZM203 34H204V33H203ZM207 34H208V33H207ZM127 35H128V33H127ZM127 35H126V37H127ZM132 35H133V32H132ZM165 35H164V37H165ZM168 35H169V33H168ZM182 35H183V37H182ZM209 35H208V37H209ZM239 35H240V33H239ZM173 37H174V35H173ZM242 37H243L244 39H246V38L244 37V35H242ZM127 38H129V37H127ZM127 38H126V39H127ZM136 38H138V39H136ZM136 38H135V41H136V43H137V40H140V39H139V38H140V35H139V37H136ZM141 38H143V34L141 35ZM166 38H169V37H166ZM179 38H180V35H179ZM131 39H134V38L131 37ZM164 39H165V38H164ZM170 39H171V38H170ZM170 39H168V41L170 42V44L167 45V46L169 47V49H168V48H167L168 50H167V49H166V50L163 49L165 52H162L163 50H162V51H161V50L159 51V49H156V48L159 47L158 45H160V47L162 48V45H161V44H157V46H155V47L153 46L154 48H153L152 46H151V47L149 46V49L151 48L150 51L152 50V48H153V50L155 49V50H158V51H159V52H157V56H158V57L156 56L157 58L153 57V56H154V53H155L156 51H155V52L152 51V52L150 53L148 47H147L148 50H147V49L145 50V46L142 47L143 49H142V48H141L142 50L140 49V52H141V53H140L141 55L139 56V57H140V60H139V59H136V62H134L135 64H137V67L139 66V64H141V65H145V63L147 64L148 61H150V56H152L153 58H155V60L158 59V61H159V59H160L159 57L161 56V58H162L161 60H162V62H164V63L162 64V63H160V62H156V61H155L157 64L159 63V64H161L162 66L165 64V66H167L166 61H168L169 65H170L171 67L175 66L176 63L178 62V58H179L178 53L180 52V51H179L180 49L178 50V51H179V52H178V51H177V47H175L176 45L174 46V43H175L176 41H175V42H174V41L171 42ZM173 39H174V38H173ZM173 39H172V40H173ZM185 39H187L188 41H186ZM191 39H192V38H191ZM202 39H203V40H202ZM128 40H129V39H128ZM142 40H143V39H142ZM154 40H155V41H154ZM179 40H180V39H179ZM229 40H230V39H229ZM122 41H123V43H124V42H127V40H125V41H124V40H121L120 42H122ZM130 41H131V40H130ZM132 41H133V40H132ZM140 41H141V40H140ZM156 41H157V42H156ZM162 41H164V40H162ZM162 41H161V42H162ZM180 41H183V40H180ZM237 41H238V40H237ZM239 41H240V40H239ZM246 41H247L246 43H248V40H247V39H246ZM144 42H145V41H144ZM144 42H143V43H144ZM146 42L144 43V45L147 44ZM155 42H156V43H155ZM166 42H167V39H166ZM169 42H167V43H169ZM184 42H183L182 44H184ZM191 42H188V43L191 44ZM230 42H231L233 45H232ZM250 42H251V41H250ZM132 43H133V42H132ZM134 43H135V42H134ZM134 43H133V44H134ZM138 43H139V42H138ZM138 43H137V44H138ZM143 43H142V45H143ZM152 43H153V44H152ZM163 43H165V42H163ZM167 43H165V46H166ZM176 43H177V42H176ZM179 43H180V42H179ZM237 43H238V44L235 43V45H238V46L241 45L239 42H237ZM129 44H130V43H129ZM148 44H147V45H148ZM180 44H181V43H180ZM182 44H181L182 47H180L179 45H178V46H179L180 48H183L184 45H182ZM124 45H125V44H124ZM127 45H128V44H127ZM138 45H139V44H138ZM138 45H137V47L142 46V45H139V46H138ZM117 46H119V45H117ZM117 46H116V47H117ZM122 46H123V45H122ZM125 46H126V45H125ZM125 46H124V48H125ZM129 46H130V45H129ZM131 46L133 47L134 45H131ZM218 46H219V47H218ZM135 47H136V46H135ZM135 47H133V48H135ZM179 47H178V48H179ZM221 47H222V46H221ZM163 48H164V44H163ZM186 48H187V47H186ZM193 48H194V49H193ZM231 48H230V49H231ZM116 49H119V48H116ZM122 49H123V48H122ZM122 49H121V51H122ZM184 49H185V48H184ZM225 49L227 50L228 48H225ZM225 49H224V50H225ZM240 49H241V48H240ZM101 50H102V49H101ZM109 50H110V49H109ZM111 50H113V49H111ZM111 50H110V51H111ZM126 50H127V48H126ZM135 50H136V49H135ZM135 50H134V51H135ZM219 50H220V51L222 50V52H223V49H222V48L219 49ZM219 50H218V51H219ZM226 50H225V52H227ZM103 51H104V50H103ZM107 51H108V49H107ZM110 51H109V52H110ZM116 51H117V50H116ZM116 51H115V53H117ZM132 51H133V50H132ZM134 51H133L132 53H134ZM136 51H137V50H136ZM249 51H250V52L252 51L253 54H252V53H249ZM104 52H105V51H104ZM127 52H128V51H127ZM129 52H131V51H129ZM153 52H154V53H153ZM225 52H223V53L226 54ZM228 52H229V50H228ZM100 53H101V52L99 51V54H100ZM115 53H113L114 56H115ZM121 53L123 54L124 52H121ZM121 53H120V55L122 56ZM125 53H126V52H125ZM208 53H209V54H208ZM220 53H221V52H219V55H218V56L221 55ZM247 53H248V54H251V55L249 56ZM103 54H108V53H107V52H106V53H102L101 55H103ZM111 54H112V53H111ZM111 54H110V55H111ZM134 54H135V53H134ZM136 54H139V50H138V53H136ZM229 54H230V53H229ZM229 54H226V55H228V57H229ZM232 54H231V56H232ZM108 55H109V54H108ZM155 55H156V53H155ZM209 55H210V56H209ZM215 55H214V56H215ZM116 56H117V55H116ZM121 56H118V57H121ZM125 56H126V55H125ZM128 56H129V54H128ZM177 56H178V57H177ZM187 56H188V57H187ZM205 56H206L207 58H205ZM218 56H217V57H218ZM222 56H223V55H222ZM222 56H221V58H222ZM231 56H230V58H231ZM244 56H245V57H244ZM99 57H100V55H99ZM99 57H98V58H99ZM101 57H102V56H101ZM106 57H107V56H106ZM126 57H127V56H126ZM137 57H138V55H137ZM139 57H138V58H139ZM152 57H151V59L153 60ZM225 57H226V56H225ZM93 58H94V57H93ZM103 58L106 60V58H105L104 56H103ZM108 58H109V57H108ZM108 58H107V59H108ZM112 58H113V57H112ZM112 58H111V59H112ZM148 58H149V60H148ZM219 58H220V57H219ZM219 58H218V59H219ZM233 58L235 59V57H233ZM233 58H231L232 61H233ZM239 58H240V57H239ZM248 58H246V59H248ZM100 59H101V58H100ZM100 59H99V60H100ZM111 59H110V60H111ZM117 59H118V58H117ZM121 59H122V60H125L124 58H119L118 60H120V61H117L116 59H113V60H116L117 62H120V63H121V61H122ZM127 59H128V58H127ZM127 59H126V60H127ZM213 59H215V57H214ZM218 59H217V60H218ZM244 59H243V62H246V61L248 62V60L245 59V60H246V61H245ZM251 59L249 60V62L251 63L250 65L254 64V62L252 61L253 59H252V60H251ZM128 60H129V59H128ZM147 60H148V61H147ZM161 60H160V61H161ZM179 60H180V59H179ZM209 60L211 61V59H209ZM226 60H227V59H226ZM226 60H225V61H226ZM228 60H229V58H228ZM231 60H229V63H228L229 65H230V63L232 62ZM237 60H238V59H237ZM94 61H95V59H94ZM96 61H97V60H96ZM108 61H109V60H107V63H108ZM146 61H147V62H146ZM205 61H206V62H205ZM219 61H220V60H219ZM230 61H231V62H230ZM239 61H240V60H239ZM251 61H252V62H251ZM98 62H100V61H98ZM103 62H104V61H103ZM103 62H102V63H103ZM117 62H116V63H117ZM125 62H126V61H125ZM127 62H129V61H127ZM138 62H139V64H138ZM150 62L153 63V61H150ZM215 62H216V61H215ZM234 62H235V61H234ZM247 62L245 63V64H247V65H245V66H243L244 64H243L241 61L239 62V66L241 67V72L238 71V70H240V69L237 70V67H238V64H237V63H238V61H237V63H236L237 65H234V66H237L236 68H234V69H236V70H234V71L239 72V73H238V74H239L238 76H237V75H233V76H232V78L234 79V80H233L234 82L231 80L232 78L230 79V77H229V79H228V77H227V78L225 77V79H228V81L226 80V81L228 82V83H226L227 86H228V90H231V92H233V93H231V94H234L235 92L238 93V94L235 96V99H236L235 101L239 100L240 97L242 98V96H243L242 94H244V95H246V96H247V95H250V93L252 92V91L250 92V90H251V88H252V89L255 88L254 86H257V88H260V87H258L259 85H260V86H261V85L264 86V77H263V73H264V72H261V71H260L261 69H262V71H264V70H263L264 68L261 67V69H259V70H257V68H256V69L254 68V69H255V70H254V69L251 67V68H252V69H251L249 63H247ZM102 63H101V64H102ZM116 63H114V64H116ZM130 63H131V62H130ZM183 63H184V62H183ZM201 63H202L203 66L201 65ZM223 63H224V62H223ZM232 63H233V62H232ZM232 63H231V65H233ZM240 63H242L243 65L241 66ZM257 63L255 64V65H256L255 67L258 66ZM104 64H105V63H104ZM110 64H112V63H110ZM118 64H119V63H117V65H118ZM131 64H132V63H131ZM180 64H181V63H180ZM211 64H212V63H211ZM211 64H210V66H211ZM214 64H215V63H214ZM219 64H220V63H219ZM260 64H259V66H261ZM91 65H92V64H91ZM99 65H100V64H99ZM108 65H109V63H108ZM108 65H106V66H107V69H108L109 66H110V67L112 66V65H109V66H108ZM120 65H121V64H120ZM120 65H118L117 68L120 69L121 66H124V67L126 66V64H123V65H121V66H120ZM129 65H130V64H128L127 66H129ZM141 65H140V66H141ZM152 65L155 67V64H152ZM178 65H179V64H178ZM199 65H200V66H199ZM224 65H225V64H224ZM248 65H249V66H248ZM92 66H94V63H93ZM92 66H91V68H94V67H92ZM96 66H97V65H96ZM102 66L105 67V65H102ZM127 66H126V68H128ZM134 66L136 67V65H133V69H134ZM146 66H147V68H148V64H147ZM218 66H219V65H218ZM221 66H222V65H221ZM221 66H220V67H221ZM247 66H248L250 69L247 68ZM252 66H253V65H252ZM103 67H102V68H103ZM114 67H115V66H114ZM114 67H113V69H114L113 73L115 72V73L117 74V73L119 72V69L117 70V68H114ZM137 67H136V69H138ZM149 67H151V64L149 65ZM176 67H177V66H176ZM207 67H208V64H207ZM225 67H227V69H224L223 67H222V69H224V70H228V69H229V68H228L229 66L226 65ZM243 67H244V69H243ZM245 67H246V68H245ZM253 67H254V66H253ZM96 68H98V67H96ZM99 68H100V66H99ZM102 68H100V70H101ZM130 68L132 69V67H130ZM130 68H129V69H130ZM156 68H157V67H156ZM156 68H153V69H156ZM158 68H159V67H158ZM173 68H174V67H173ZM173 68H172V69H173ZM204 68H205V67H204ZM204 68H203V69H204ZM110 69H111V68H110ZM129 69H128V71H129ZM139 69H140V67H139ZM144 69L147 70L146 67H145ZM144 69L142 68V71H141V70H140V71L144 73V71H143ZM175 69H176V68H175ZM208 69H209V68H208ZM213 69H214V68H212V70H213ZM218 69H219V67H218ZM245 69H246V70H245ZM94 70H95V69H94ZM94 70H93V71H94ZM103 70H104V68H103ZM103 70H102V71H103ZM151 70H152V69H151ZM151 70H150V68H149L147 71L149 72V71H151ZM182 70H181V71H182ZM216 70H217V68H216ZM216 70H215V71H216ZM229 70H231V69H229ZM105 71H107V70H105ZM108 71H109V69H108ZM117 71H118V72H117ZM120 71H122V70H120ZM128 71H127V73H128ZM130 71H131V70H130ZM135 71H136V70H135ZM135 71H133L134 73H133L132 71H131V72H132L133 74H135ZM140 71H139V73H141ZM153 71L156 72V70H152L151 72H153ZM171 71H172V70H171ZM175 71H176V70H175ZM204 71H205V70H204ZM259 71H260V73H259ZM110 72H112V71H110ZM110 72H108V73H109L108 75H110V77H109L108 79L111 78L112 81H113V79H114V81L117 80L116 78L119 77V74H118L117 76H115L116 74L114 73L115 75L113 74L114 76L111 77L112 74H111ZM137 72H138V70H137ZM137 72H136V73H137ZM151 72H149V73L151 74ZM161 72H162V71H161ZM163 72H164V71H163ZM168 72H169L170 74H168ZM211 72H213V71H211ZM216 72H217V71H216ZM218 72H219V71H218ZM225 72H228V71H225ZM225 72H224V73H225ZM84 73H85V72H84ZM106 73H107V72H106ZM106 73H105V74H101V75H106ZM119 73H121V72H119ZM123 73H125V71H124ZM127 73H126V74H127ZM129 73H130V72H129ZM129 73H128V74H129ZM146 73H147V72H146ZM146 73H144V74L146 75ZM158 73H160V72H158ZM213 73H214V72H213ZM221 73H223V72L221 71L220 74H221ZM228 73H229V72H228ZM228 73H227V74H228ZM231 73H232V72H231ZM240 73H243V74H240ZM257 73H259V74H257ZM121 74H122V73H121ZM150 74H149L148 76L146 75L145 77H148V78H149V76L151 77L152 74H151V75H150ZM164 74H165V73H164ZM214 74H215V73H214ZM216 74H217V73H216ZM225 74H226V73H225ZM229 74H230V73H229ZM93 75H94V74H93ZM129 75H130V74H129ZM135 75H136V74H135ZM135 75H134V76H133V75H130V76H131V78H133V77H136ZM139 75H140V74H139ZM139 75H138V76H139ZM154 75H155V74H154ZM178 75H179V74H178ZM255 75H262V77L257 76V78L260 77V78H259L260 81H258L259 79H257V78H256V79H257V82L254 81V79H252ZM88 76H89V75H88ZM88 76H87V77H88ZM91 76H92V75H91ZM106 76H107V75H106ZM124 76H125V77L127 76V77H126L127 79L130 78L128 75H125V74H124ZM159 76H160V75H159ZM159 76H158V77H159ZM171 76H173V75H171ZM205 76H206V75H204V77H205ZM210 76H211V74H210ZM215 76H216V75H215ZM222 76H223V75H222ZM226 76H227V75H226ZM229 76H230V75H229ZM251 76H253V77H251ZM87 77H86V78H87ZM101 77H102V76H101ZM103 77H104V76H103ZM113 77H114V78H113ZM120 77H121V76H120ZM125 77H122V78H124V80H119L120 82H118V80L115 81L116 84H118V83L121 84V83L125 82V79H126ZM140 77H141V76H140ZM140 77H139V78H140ZM145 77H144V78H145ZM204 77H203V78H204ZM218 77H219V76H218ZM98 78H99V77H98ZM98 78H97V80H98ZM106 78H107V77H106ZM131 78H130V79H131ZM137 78H138V77H137ZM142 78H143V76H142ZM165 78L162 79V80L165 81ZM209 78H210V77H209ZM214 78H215V77H214ZM214 78H213V79H214ZM261 78H262V79H261ZM87 79H88V78H87ZM101 79H102V78H101ZM108 79H107V80H108ZM118 79H119V78H118ZM130 79H129V84H130V83H133L132 81H134V79H133V80L131 79L132 81L130 82ZM160 79H161V78H160ZM220 79H222V81L224 80V78H222V77H221ZM256 79H255V80H256ZM83 80H84V79H83ZM97 80H96V81H97ZM102 80H103V79H102ZM104 80H105V79H104ZM104 80H103V81H104ZM140 80H141V78H140ZM142 80H143V81H146L147 79H146V80L142 79ZM142 80H141V81H142ZM170 80H171V79H170ZM200 80H201V79H200ZM200 80H199V81H200ZM208 80H209V79H208ZM216 80H217V78H216ZM84 81H85V80H84ZM96 81H94V83H95ZM99 81H100V80H99ZM108 81H109V80H108ZM121 81H122V82H121ZM127 81H128V80H127ZM143 81H142V82H143ZM147 81H148V80H147ZM173 81H174V80H173ZM201 81H203V80H201ZM201 81H200V82H201ZM211 81H212V80H211ZM226 81H224V82H226ZM100 82H101V81H100ZM105 82H106V81H105ZM115 82H113V83H115ZM159 82H160V80H159ZM165 82L167 83V81H165ZM200 82H199V83H200ZM217 82H218V81H217ZM219 82H220V81H219ZM92 83H93V82H92ZM94 83H93V84H94ZM107 83H108V82H107ZM110 83H112V82L109 81V83H108L109 86H111V85L113 84V83H112V84L110 85ZM160 83H161V82H160ZM201 83H202V82H201ZM204 83H205V81H204ZM204 83H202V84H204ZM207 83H209V82H207ZM212 83H214V82H212ZM222 83H223V82H222ZM258 83H260V84L257 85ZM81 84H82V83H81ZM97 84H98V83H97ZM99 84H100V83H99ZM99 84H98L97 86H99ZM125 84H126V83H125ZM125 84H123V85H125ZM129 84H128V85H129ZM133 84H134V85L131 84V86H135L136 83L134 82ZM154 84H156V83H154ZM192 84H193V85H192ZM202 84H201V85H202ZM205 84H206V83H205ZM232 84H233V85H232ZM121 85H122V84H121ZM121 85H117V86L120 87ZM126 85H127V84H126ZM126 85H125V87H126ZM163 85H162V86H163ZM210 85H211V84H210ZM210 85H209V86H210ZM216 85H217V84H216ZM77 86H78V85H77ZM79 86H80V85H79ZM91 86H93V85H91ZM109 86L107 85L106 87L108 88ZM113 86H114V87H113ZM113 86H112L111 88H113V90H115V89H116L115 87H117V86L114 85V84H113ZM154 86H155V85H154ZM202 86H203V85H202ZM209 86H208V87H209ZM211 86H213V84H212ZM211 86H210V87H211ZM219 86H220V84H219ZM233 86H236L237 88L235 89ZM263 86H262V88H263V90H264V87H263ZM81 87H82V86H81ZM104 87H105V85H104ZM104 87H103V88H104ZM119 87H118V88H119ZM122 87H123V86H121L120 88H122ZM127 87H130V85L127 86ZM135 87H136V86H135ZM165 87H166V88H165ZM198 87H199V86H198ZM200 87H201V86H200ZM223 87H224V85H223ZM223 87H222V88H223ZM250 87H251V88H250ZM92 88H93V87H92ZM98 88H99V87H98ZM111 88L109 87L108 89L110 90ZM120 88H119V89H120ZM123 88H124V87H123ZM133 88H134V87H133ZM193 88H194V87H193ZM201 88H202V87H201ZM204 88H205V87H204ZM215 88H216V87H215ZM215 88H214V89H215ZM217 88H218V87H217ZM90 89H91V88H90ZM94 89H95V86H94ZM94 89H93V91H96V90H97V89H95V90H94ZM104 89H106V88H104ZM108 89H107L106 91H108V92H110V93L112 92L111 94L114 93L113 90H112V91H109ZM128 89L130 90V88H127L126 91H128ZM131 89H132V87H131ZM136 89H139V88L136 87ZM194 89H195V88H194ZM206 89H207V88H206ZM210 89H211V88H210ZM226 89H227V88H226ZM102 90H103V89H102ZM102 90H101V92H102ZM117 90H118V89H117ZM117 90H116V92H117ZM141 90H142V89H141ZM143 90H144V89H143ZM202 90H203V91H206V90H204V89H202ZM208 90H209V89H208ZM260 90H262V89L260 88ZM83 91H84V90H83ZM93 91H92V93H90V94H93V93L95 94V92H93ZM126 91H125V89H124V91L121 89V91H120V92L118 91V92H119V93H121V92H122V93L125 92V94H126V93L128 94L129 92H126ZM130 91L133 92V89L130 90ZM136 91H137V90H136ZM147 91H149V90H147ZM154 91H156V90H154ZM210 91H211V90H210ZM217 91H218V90H217ZM255 91H256V89H255ZM255 91L253 92L254 94H256L258 90L256 91V93H255ZM80 92H81V91H80ZM96 92H97V91H96ZM201 92H202V91H201ZM222 92H223V91H221L220 93H222ZM229 92H230V91H229ZM241 92H245L246 94H245V93H241ZM247 92H248V93H247ZM249 92H250V93H249ZM69 93H70V92H69ZM81 93H82V92H81ZM103 93H104V92H103ZM103 93H102V98H104L103 100H106V101H105V103H106V102L108 101V98L111 97V94L108 93V94H110V95H107V96L105 95V97H107V99H106L105 97H103V96H104ZM119 93H118V94H119ZM122 93H121V96L124 95V93H123V95H122ZM134 93H135V92H134ZM205 93H206V92H205ZM205 93H204V94H205ZM209 93L212 94L211 92H208V94H209ZM215 93H217V92H215ZM226 93H227V92H226ZM226 93H224V94H226ZM236 93H235V94H236ZM71 94H72V93H71ZM118 94H117V95H118ZM127 94H126V95H127ZM152 94H153V93H152ZM193 94H194V93H193ZM235 94H234V95H235ZM254 94H253V95H254ZM258 94H259V92H258ZM79 95L81 96V94H79ZM79 95H78V96H79ZM83 95H85V94H83ZM86 95H87V94H86ZM143 95H144V94H143ZM158 95H157V96H158ZM213 95H214V94H213ZM234 95H233V96H234ZM253 95H252V96H253ZM71 96H72V95H71ZM76 96H77V95H76ZM76 96H75V97H76ZM87 96H88V98H87V100H88V99H89L91 96H93V95H91L90 97H89V95H87ZM87 96H86V97H87ZM114 96L117 98L116 95H114ZM119 96H120V94L118 95V98H119V99L117 98V100H116V98H115L114 100H115V101H118V102H121V101L124 102L123 97H121V100H120V97H119ZM130 96H131V94L127 96L128 99H129ZM175 96H174V97H175ZM182 96H184V95H182ZM182 96H181V94H180V96H177V97H182ZM196 96H197V95H196ZM198 96H199V95H198ZM219 96H220V95H219ZM66 97H67V96H66ZM73 97H74V96H73ZM73 97H72V99H73ZM96 97H97V96H96ZM96 97H95V98H96ZM131 97H132V96H131ZM177 97H176V98H177ZM200 97L202 98V96H200ZM206 97H207V96H206ZM220 97H221V96H220ZM220 97H219V98H220ZM256 97H257V96H256ZM99 98H100V95H99L98 99H99ZM102 98H101V99H102ZM113 98H114V97H112V98L110 99L111 102H112V99H113ZM124 98H126V96H125ZM182 98H183V97H182ZM191 98H192V97H191ZM214 98H215V97H214ZM214 98H213V99H214ZM219 98H218V96H217L216 99H219ZM222 98H223V97H222ZM230 98H232V97H230ZM230 98H229V100H230ZM247 98H248V97H247ZM77 99H78V98H77ZM101 99H100V101H101ZM126 99H127V98H126ZM126 99H125V100H126ZM132 99H134V98H132ZM155 99H157V98H155ZM174 99H175V98H174ZM194 99H195V98H194ZM207 99H208V98H207ZM210 99H211V97H210ZM210 99H208V101H211ZM213 99H212V100H213ZM232 99H234V98H232ZM232 99H231V100H232ZM249 99H250V98H249ZM251 99H252V98H251ZM64 100H65V99H64ZM68 100H69V99H68ZM68 100H67V101H68ZM90 100H92V99H90ZM90 100H88V101L90 102ZM114 100H113V101H114ZM119 100H120V101H119ZM198 100H199V99H198ZM219 100H220V99H219ZM219 100H218V101H219ZM222 100H224V99H222ZM229 100H228V101H229ZM231 100H230V101H231ZM241 100H242V99H241ZM72 101H74V99H73ZM76 101H77V100H76ZM85 101H86V100H85ZM93 101H94V100H93ZM93 101H91V102H93ZM95 101H96V100H95ZM100 101H98V103H99ZM115 101H114V102H115ZM126 101H127V100H126ZM172 101H174V100H172ZM177 101H178V100H177ZM192 101H193V100H192ZM194 101H195V100H194ZM215 101H216V100H215ZM218 101H217V102H218ZM239 101H240V100H239ZM243 101H244V100H243ZM245 101H246V100H245ZM253 101H254V100H253ZM74 102H75V101H74ZM74 102H73V104H75ZM86 102H87V101H86ZM89 102H88V104H89V105H88V108H86V109H88V110H89V106H90V103H89ZM111 102L109 103L110 105H111L112 103H114V102H112V103H111ZM118 102H117V103H118ZM123 102H122V103H123ZM178 102H179V101H178ZM178 102H177V103H178ZM185 102H186V101H185ZM197 102H198V101H197ZM205 102H206V100H205ZM213 102H214V101H213ZM217 102H215V103H217ZM221 102H222V101H221ZM232 102H234V100H233ZM232 102H230V103H232ZM254 102H255V101H254ZM69 103H72V102H69ZM76 103H79V102H76ZM93 103H94V102H93ZM98 103H97V104L95 103V104L98 105ZM102 103H103V101H102ZM105 103H103V104H104V107L107 106V108H108V107H109V104L106 103L107 105H105ZM115 103H116V102H115ZM115 103H114V105H115ZM168 103H170V102H168ZM180 103H182V102H180ZM188 103H189V102H188ZM198 103H199V102H198ZM219 103H220V101H219ZM219 103H218L217 105H216V104L213 105V103H212V105H213L214 107L217 106L216 108H218L217 111L219 112L218 115H221V117H222L223 115H225V112H223V111L221 112L219 109L224 108L223 106L225 105V103H223V104H222V103L219 104ZM235 103H237V102H235ZM238 103H240V102H238ZM241 103L243 104V102H241ZM258 103H260V101H259ZM65 104H66V103H65ZM65 104H64V105H65ZM82 104H83V103H82ZM85 104H86V103H85ZM172 104H174V103H172ZM190 104H191V103H190ZM190 104H189V105H190ZM204 104H205V103H204ZM208 104H209V103H208ZM226 104H227V103H226ZM67 105H68V104H67ZM70 105H71V104H70ZM80 105H81V104H80ZM80 105H79V106H80ZM86 105H87V104H86ZM86 105H85V106H86ZM91 105H92V104H91ZM99 105H102V104L99 103ZM99 105H98V106H99ZM114 105H112V106H114ZM121 105H122V104H121ZM127 105H128V104H127ZM137 105H138V104H137ZM158 105H159V106H158ZM162 105H163V108H162ZM200 105H201V104H200ZM206 105H207V104H206ZM215 105H216V106H215ZM229 105H230V104H229ZM244 105H245V103H244ZM62 106H63V105H62ZM71 106H72V105H71ZM73 106H74V105H73ZM77 106H78V104H77ZM82 106H83V105H82ZM102 106H103V105H102ZM112 106H111V107H112ZM116 106H117V104H116ZM116 106H115V108H116ZM118 106H119V105H118ZM181 106H183V105H181ZM185 106H186V105H185ZM187 106H188V105H187ZM191 106H192V105H191ZM196 106H197V105H196ZM204 106H205V105H204ZM204 106H203V107H204ZM213 106H212V107H213ZM247 106H248V105H247ZM253 106H255V108L258 110L260 104H258V108L256 107L257 104H256V105H253ZM68 107H69V105H68ZM75 107H76V106H75ZM86 107H87V106H86ZM90 107H92V106H90ZM93 107H95V106H93ZM104 107H102V108H103L104 110H106L107 108L105 109ZM121 107H122V106H121ZM138 107H140V106H138ZM141 107H142V106H141ZM141 107H140V108H141ZM169 107H170V106H169ZM169 107H168V108H169ZM175 107H177V106H175ZM175 107H173V108H175ZM208 107H209V106H208ZM214 107H213V108H214ZM64 108H65V107H64ZM97 108H98V107L96 106V108H95V112H94V115H96L97 113H99V111H98L99 108H98V109H97ZM102 108H101V106H100V113H99L100 115H101V113L103 114V112H108V111H104V110H103V112H101V111H102V110H101ZM109 108H110V107H109ZM109 108H108V110H109ZM173 108H172V109H173ZM213 108H210V109H213ZM232 108H233V107H232ZM236 108H237V107H236ZM241 108H242V107H241ZM241 108H240V106H239L238 109L240 110ZM244 108H245V107H243V109H244ZM255 108H254V109H255ZM71 109H73V108L71 107ZM81 109H83V108L81 107ZM86 109H85V110H86ZM91 109H92V108H91ZM96 109H97L98 112L96 111ZM111 109H112V108H111ZM172 109H170V110H172ZM189 109H190V108H189ZM189 109H188V110H189ZM226 109H227V108H225V110H226ZM249 109H251V108H249ZM252 109H253V107H252ZM254 109H253V110H254ZM256 109H255V111H252V110H251V111H248V112L244 113V118H245V119H243V118H242V119H243V121L246 120L247 123H245L246 121H244V122H242V121H240V120H239V121L242 122V123H244L245 125L248 124V123H251V125H256V126H254V127H255L254 129H255V130L257 129V131H255L253 128H252V130H253V132H256V133H255L256 136H254V137L257 138V141H256L255 143L252 142V141L249 143V142H248L249 140H246V143L248 142V144L245 145V143H243L245 138H244V137H243V139L241 138V136H244V135L241 134V133L243 132V131H242L243 129H240V131L236 129V131H237V132L239 131L238 133L241 135L240 138H239V137H238V138H239L240 140H242V143H240V141L237 140V137L234 138V139H236V140L239 142V144H238V142H236V141L234 140V141L236 142L237 145H236L235 148H234L235 155H234V159H233V162H232L233 164L231 165L232 170L229 169V168H230V166H229L228 169H229V171L231 170V171L229 172L230 174H228V172H227L228 170H227V171L224 170L223 174H220L219 176L216 174V175L218 176V177H217V180H218V181L215 180L217 183L215 182L216 185L213 184V186L215 185L214 187H213V186H212V187L210 186V187H211V189H210V191H211L210 194H211V195H209V197H211V196H212L213 198L215 197V200L212 198L213 200H211V201H216V202L218 201V202H219L218 198H220V196H222L221 194H222V190H223V188H224V189H225V188L228 189V185H230V187H229V188H230V191L234 192V197H235V198L233 197V199H235V201H234L235 205H234V206H230V205H229L230 209H231V210H234V209L237 210V209H239V208L236 209L235 207L238 206V205H240V204H241V205L244 204V206H245V207L242 208V209H243V211H245V213H246V218H247V219H246V223L243 222L242 225H241L239 228H237L238 230L236 229L237 231H239L238 233H236V234L238 235L239 238H238L237 241H235V240H233L234 242L231 241V243H232V242H233V243L236 242V243H235V245L232 243L233 248H228V250H227V252H226V254H228V256H229V257H226V258H228V260H229V261L227 260V261H228V264H230V262H231V264H232L233 262H234V264H264V262H263V259H264V248H263V247H264V245H263L262 241H259V242H258V243L261 242V243H262V246H261V243H260V245H259V244H256V245H259V247L263 248V249H261L262 251H260V252H259V250H258V252H259L260 254H259V253L257 252V250H256V249H257V246H256V247L253 246V247H255V251H256V252H254V251L250 248L251 245H249V244L247 245V244H246L247 242H251V241H252V239H250V238L253 237V234H255L254 237H256V236L259 235L256 231H257L258 228H262V225L264 224V223H263L264 220H262V219H264V113H262V114H258V113L256 112ZM76 110H77V109H76ZM83 110H84V109H83ZM92 110H93V109H92ZM114 110H115V109H114ZM141 110H142V109H141ZM162 110H163V111H162ZM173 110H174V109H173ZM185 110H186V109H185ZM191 110H192V109H191ZM197 110H199V109H197ZM200 110H202V109H200ZM207 110H208V108H207ZM214 110H215V108H214ZM223 110H224V109H223ZM229 110H230V109H229ZM235 110H236V109H235ZM245 110H246V109H245ZM79 111H80V110H79ZM110 111H111V110H110ZM175 111H176V110H175ZM177 111H178V110H177ZM177 111H176V112H177ZM194 111H195V110H194ZM202 111H203V110H202ZM217 111H216V112H217ZM241 111H242V110H241ZM241 111H238V112H241ZM74 112H75V109H74ZM77 112H78V111H77ZM80 112H81V111H80ZM82 112H83V111H82ZM96 112H97V113H96ZM167 112H168V110L166 109V113H165V114H168V113H169V112H168V113H167ZM171 112H173V111H171ZM180 112H181V111H180ZM195 112L198 113V111H195ZM211 112H212V111H211ZM231 112H233V111L231 110L230 112H227V115H228V116H229V115L231 116V114H233V113H231ZM87 113H91V114H92L93 112H90V111H89V112H88V111L86 112V111H85V114H84V115H86L87 118H89V117H88L89 115H88ZM191 113H192V112H191ZM193 113H194V112H193ZM193 113H192V114H193ZM200 113H201V112H200ZM202 113L204 114V112H202ZM223 113H224V114H223ZM77 114H79V113H77ZM77 114H76V115H77ZM104 114H105V113H104ZM108 114H109V115H112L111 113H108ZM153 114H151V115H152V117H153V119H154ZM176 114H177V113H176ZM187 114H190V113H187ZM194 114H196V113H194ZM100 115H99V116L97 115V118H98V119H100ZM138 115H139V114H138ZM172 115H173V114H172ZM172 115H171V116H172ZM181 115H182V114H181ZM181 115H180V116H181ZM185 115H186V114H185ZM77 116H79V115H77ZM102 116H103V115H102ZM106 116H107V114H106ZM176 116H177V115H176ZM190 116H191V114H190ZM199 116H200V115L198 114V117H197V118H198L199 120H201L200 117H202V118L204 117V115H203V116H200V117H199ZM240 116H241V115H240ZM256 116H259V117H256ZM81 117H82V116H80V120L83 119V118L81 119ZM92 117H93V115H92ZM92 117H90V118H92ZM94 117H96V116H94ZM148 117H149V116H148ZM173 117H174V116H173ZM191 117H193V116H191ZM219 117H220V116H219ZM242 117H243V116H242ZM97 118H96V119L94 118L95 121L97 120ZM182 118H183V117H182ZM187 118H188V117H186V119H187ZM195 118H196V117H195ZM103 119H104V118H103ZM107 119H108V118H107ZM107 119H106V120H107ZM150 119H151V118H150ZM178 119H179V118H178ZM180 119H181V118H180ZM180 119H179V122L181 121ZM184 119H185V118H184ZM193 119H194V118H193ZM193 119H190V120H191L190 122H193ZM240 119H241V117H240ZM242 119H241V120H242ZM85 120H87V119H86V117L84 116V122H85ZM171 120H172V119H171ZM194 120H195V119H194ZM89 121H91V119L88 120V122H89ZM97 121H100V120H97ZM104 121H105V120H104ZM165 121H167V120H165ZM176 121H177V120H176ZM183 121H184V120H183ZM183 121H182V122H183ZM187 121H188V119L186 120V122H187ZM195 121H196V120H195ZM195 121H194V122H195ZM239 121H238V122H239ZM84 122H83V123H84ZM92 122H93V121H92ZM148 122H149V121H148ZM167 122H168V121H167ZM201 122H202V120H201ZM240 122H239V123H240ZM86 123H87V122H86ZM86 123H84L85 125H83V128H84V126H86V130H87L88 126H87ZM89 123L91 124V122H89ZM95 123H97V122H95ZM152 123H153V120H152ZM171 123H172V122H171ZM90 124H89V125H90ZM122 124H123V123H122ZM148 124H149V123H148ZM153 124H154V123H153ZM158 124H159V125H158ZM168 124H169V122H168ZM175 124H176V123H175ZM183 124H184V123H183ZM187 124H188V123H187ZM200 124H201V123H200ZM200 124L198 123L199 126L202 125V124H201V125H200ZM81 125H82V124H81ZM118 125H121V123L118 124ZM165 125H167V124H165ZM165 125L163 126L164 128H168V127H169V126L165 127ZM169 125H170V124H169ZM190 125H191V123H190ZM193 125H194V124H193ZM240 125L242 126V124H240ZM240 125H238V126L240 127ZM249 125H250V124H249ZM257 125H258V126H257ZM91 126H93V123H92ZM91 126H90V128L92 129L93 127H91ZM170 126H171V125H170ZM172 126H173V124H172ZM196 126H197V124H196ZM95 127H96V126H95ZM116 127H117V126H116ZM157 127H158V128H157ZM178 127H179V126H178ZM186 127H187V125H185V128H186ZM188 127H189V126H188ZM188 127H187V128H188ZM250 127H251V126L248 127V126L246 125V128H247L248 131H250ZM252 127H253V126H252ZM160 128H161V130H160ZM187 128H186V129H187ZM190 128H191V127H190ZM190 128H189V129H190ZM194 128H195V126H194ZM237 128H238V127H237ZM241 128H242V127H241ZM244 128H245V126H244ZM258 128H259V129H258ZM88 129H89V128H88ZM91 129H90V131H91ZM114 129H115V128H114ZM135 129H136V128H135ZM168 129H170V128H168ZM181 129H183V128H181ZM189 129H187V130H189ZM196 129L199 130V128H196ZM201 129H202V128H201ZM82 130H85V129H82ZM86 130H85V133H86ZM137 130H138V129H137ZM166 130H167V129H166ZM184 130H185V129H184ZM252 130H251V131H252ZM87 131H88V130H87ZM95 131H97V130H94V132H95ZM134 131H135V130H134ZM172 131H173V130H172ZM195 131H196V130H195ZM258 131H260V134H259ZM122 132H123V131H122ZM180 132H181V131H180ZM202 132H203V131H202ZM257 132H258V134H257ZM83 133H84V131H83ZM83 133H82V134H83ZM88 133H89V132H87V133L85 134V136L91 134V133H89V134H88ZM92 133H93V131H92ZM130 133H131V132H130ZM157 133H158V132H157ZM185 133H186V132H185ZM198 133H199V132H198ZM238 133H237V134H238ZM93 134H94V133H93ZM93 134H92V135H93ZM123 134H124V133H123ZM126 134H127V133H126ZM134 134H133V135H134ZM164 134H165V130H164ZM166 134L168 135L169 133H166ZM179 134H180V133H179ZM199 134H201V132H200ZM237 134H236V135H237ZM239 134H238V135H239ZM247 134H250V132H249V133L247 132ZM157 135H160V134H157ZM161 135H160V136H161ZM185 135H186V134H185ZM185 135H183V137H184ZM257 135H258L260 138L257 137ZM81 136H82V135H81ZM95 136H96V135H95ZM109 136H110V135H109ZM122 136H123V135H122ZM169 136H171V135H169ZM180 136H181V135H180ZM245 136H247V135H245ZM251 136H252V134H251ZM83 137H84V135H83ZM88 137H89V136H88ZM156 137H158V136H156ZM161 137H162V136H161ZM247 137H248V136H247ZM254 137H253V139H256V138H254ZM81 138H82V137H81ZM85 138H87V137H85ZM85 138H84V139H85ZM89 138H90V137H89ZM108 138H109V137H108ZM154 138H155V137H154ZM158 138H159V137H158ZM167 138H168V137H167ZM249 138H250V137H249ZM249 138H248V139H249ZM46 139H47V138H46ZM82 139H83V138H82ZM121 139H122V138H121ZM156 139H157V138H156ZM259 139H260V140H259ZM90 140H91V139H90ZM112 140H113V138H112ZM128 140H129V139H128ZM168 140H169V139H168ZM250 140H251V139H250ZM258 140H259L260 142H259ZM47 141H48V140H47ZM47 141H46V142H47ZM81 141H82V140H81ZM85 141H86V140H85ZM106 141H107V139H106ZM120 141H121V140H120ZM154 141H155V139H154ZM89 142H90V141H89ZM122 142H123V141H122ZM126 142H127V141H126ZM257 142H258V143H257ZM47 143H48V142H47ZM50 143H51V140H50ZM77 143H78V142H77ZM104 143H105V142H104ZM104 143H103V144H104ZM110 143H111V142H110ZM112 143H113V142H112ZM141 143H143V145H142ZM79 144L81 145V143H79ZM82 144H83V143H82ZM103 144H102V145H103ZM107 144H108V143H107ZM121 144H122V143H121ZM123 144H124V143H123ZM167 144H168V143H167ZM167 144H166V145H167ZM49 145H50V144H49ZM108 145H109V144H108ZM117 145H118V144H117ZM147 145H148V144H147ZM47 146H48V145H47ZM73 146H74V145H73ZM78 146H79V145H78ZM112 146H113V144H112ZM139 146L135 149V152H137L138 150H141V149H138ZM148 146H149V145H148ZM150 146H151V145H150ZM168 146H169V144H168ZM178 146H179V145H178ZM182 146H184V145H182ZM182 146H181V147H182ZM185 146H186V145H185ZM192 146H193V145H192ZM192 146H191V154H190V152H189V155H190V156H192V150H194V149H193L194 147H192ZM76 147H77V146H76ZM80 147H81V146H80ZM119 147H120V146H119ZM119 147H118V148H119ZM155 147H156V146H155ZM43 148H44V147H43ZM48 148H49V147H48ZM69 148H70V147H69ZM81 148H82V147H81ZM83 148H84V147H83ZM140 148H141V147H140ZM145 148H146V147H145ZM168 148H169V147H168ZM168 148H167V150H168ZM170 148H171V147H170ZM173 148H174V147H173ZM173 148H172V149H173ZM179 148H180V146H179ZM137 149H138V150H137ZM149 149H150V148H149ZM172 149H171V150H172ZM180 149H181V148H180ZM70 150H71V149H70ZM147 150H148V149H147ZM147 150H146V151H147ZM174 150H175V149H174ZM43 151H44V150H43ZM76 151H78V149H77ZM76 151H74V153H75ZM117 151H119V150L117 149ZM172 151H173V150H172ZM187 151H188V150H187ZM189 151H190V149H189ZM81 152H82V151H81ZM135 152H134V153H135ZM141 152H142V151H141ZM176 152H177V151H176ZM178 152H179V151H178ZM178 152H177V153H178ZM43 153H44V152H43ZM76 153H77V152H76ZM78 153H79V152H78ZM167 153H168V152H167ZM169 153H170V152H169ZM172 153H173V152H172ZM184 153H185V152H184ZM226 153H228V152L226 151ZM186 154L188 155V153H186ZM128 155H129V156H128ZM168 155H169V154H167V156H168ZM189 155H188V156H189ZM137 156H138V155H137ZM137 156H136V157H137ZM167 156H166V157H167ZM190 156H189V158H190ZM138 157H139V156H138ZM160 157H161V156H160ZM177 157H178V156H177ZM40 158H41V157H40ZM189 158H187V160H189ZM158 159H159V158H158ZM158 159H157V161H158ZM160 159H161V158H160ZM162 159H163V158H162ZM179 159H180V158H179ZM121 161H122V162H121ZM135 161H136V160H135ZM163 161H164V160H163ZM33 162H34V161H33ZM159 162H161V161L159 160ZM186 162H187V161H186ZM230 162H231V161H230ZM230 162H229V164H230ZM156 163H157V162H156ZM161 163H162V162H161ZM161 163H160V164H161ZM36 164H37V163H36ZM158 164H159V163H158ZM108 165H109V166H108ZM181 165H182V164H181ZM183 165H184V164H183ZM183 165H182V166H183ZM226 165H227V164H226ZM154 166H155V165H154ZM179 166H180V165H179ZM182 166H180V167H182ZM31 167H34V166L32 165ZM31 167H30V168H31ZM38 167H39V166H38ZM160 167H161V166H160ZM180 167H179V169H177L176 171L179 170V172H180ZM227 167H228V165H227ZM227 167H225V168H227ZM35 168H36V167H35ZM116 168H115V169H116ZM157 168H158V167H157ZM177 168H178V167H177ZM225 168H224V169H225ZM124 169H125V168H124ZM153 169H154V168H153ZM156 170H157V169H156ZM156 170H154V171L156 172ZM28 171H29V170H28ZM35 171H36V170H35ZM158 171H159V170H157V172H158ZM181 171H182V170H181ZM225 171H226L227 173H226ZM29 172H30V171H29ZM31 172H32V170H31ZM157 172H156V173H157ZM189 172H190V171H189ZM187 173H188V172H187ZM224 173H225V174H224ZM154 175H155V174H154ZM156 175H158V173H157ZM167 175H168V174H167ZM167 175H166V177H167ZM169 175H170V174H169ZM171 175H172V174H171ZM181 175H182V174H181ZM181 175L179 176V174H174V175H172V177H170V176H168V177H170V178L177 177V179L179 180L178 176L181 177ZM184 175H186V176H184ZM184 175H182V177H184V178L187 179V181H186L187 184H185V186H183L182 189H180V191H182L183 193H184L183 190H185V189H190V185H191V183H192V184L194 183L193 178H192V181H193V182H192V181L188 180V179L190 178V176H188V174H184ZM187 176H188L189 178H187ZM156 177H157V176H156ZM162 177H163V176H162ZM82 178H83V177H82ZM184 178H183V179H184ZM87 179H89V178H87ZM93 179H94V178H93ZM166 179H167V178H166ZM168 179H169V178H168ZM177 179H176V180H177ZM186 179H184V180H186ZM206 179H207V178H206ZM208 179H209V177H208ZM153 180H155V179H153ZM172 180H173V179H169V180H167V183H164L163 185L167 184L166 186H168V183H170V182H168V181H172ZM176 180H173V181L171 182V184H175ZM178 180H177V181H178ZM212 180H213V179H212ZM92 181H93V180H92ZM150 181H152V179H151ZM157 181H158V180H157ZM189 181H190L191 183H190ZM79 182H80V181H79ZM86 182H87V181H86ZM86 182H85V183H86ZM204 182H205V181H204ZM95 183H96V182H95ZM149 183H150V182H149ZM154 183L156 184V182H154ZM80 184H81L80 186L78 185V186L80 187V189H79V190H80L79 193H82L83 196H84V193H83L84 190H85V189H84V186H83L84 183H80ZM82 184H83V185H82ZM90 185H91V181H90ZM78 186H77V187H78ZM150 186H152V184H151ZM166 186H164V187H166ZM192 186H193V185H191V187H192ZM88 187H89V186H88ZM152 187H153V186H152ZM152 187H151V188H152ZM168 187H170V186H168ZM166 188H167V187H166ZM226 189H225V190H226ZM225 190H224V191H225ZM228 190H229V189H228ZM180 191H179V192L174 191V192H176L177 197H178V194L180 195L179 198H178V200H177L178 205H180V203H181V201H182V200H181L180 203H179V200L183 198V197L180 198L181 195L183 194V193L180 192ZM62 192H63V191H62ZM77 192H78V191H77ZM85 192H86V191H85ZM86 193H87V192H86ZM170 193H171V192H170ZM181 193H182V194H181ZM225 193H226L225 195L227 196V193H229V192L225 191ZM76 194H77V193H76ZM171 194L174 195V196H176V194H174V193H171ZM184 194H187V193L185 192ZM191 194H192V193H191ZM87 195H88V194H87ZM223 195H224V194H223ZM231 195H232V194H231ZM35 196H36V195H35ZM77 196H78V194H77ZM80 196H81V194H80ZM182 196H183V195H182ZM189 196H190V195H189ZM226 196H223V197H226ZM229 196H230V195H229ZM177 197H176V199H177ZM82 198H84V197H82ZM82 198L79 197V202H82V201H81ZM85 198H86V197H85ZM171 198H172V199H171ZM171 198H170V201L172 200L171 204H170V203L168 204V206H167L168 208L165 207V208L168 210V212H169L170 208L173 209V207H175V205H176V204L174 203V202H176V200L173 201V199H174L175 197L173 198V196H172ZM186 198H187V197H186ZM186 198H185V199H186ZM229 198H231V197H229ZM64 199H65V198H64ZM221 199H222V198H221ZM224 199H225V198H224ZM76 200H77V199H76ZM83 200L85 201V199H83ZM206 200H207V198H206ZM209 200H210V199H209ZM222 200H223V199H222ZM225 200H226V199H225ZM84 201H83V202H84ZM207 201H208V200H207ZM232 201H233V200H231V202H232ZM64 202H65V201H64ZM216 202H215V203H216ZM220 202H221V201H220ZM220 202H219V203H220ZM225 202H226V201H225ZM229 202H230V201H229ZM172 203H174L175 205L172 204ZM183 203H184V201H183ZM212 203H213V202H212ZM223 203H224V202H223ZM237 203H239V204L236 205ZM82 204H83V203H82ZM84 204H86V203H84ZM207 204H208V203H207ZM210 204H211V203H210ZM182 205H183V204H182ZM182 205H181V206H182ZM205 205H206V204H205ZM217 205H219V207H220V206H222L223 204L221 205V203H220V204H217ZM225 205H226V204H225ZM232 205H233V203H232ZM241 205H240V206H241ZM246 205H247V206H246ZM76 206H78V205H76ZM82 206H83V205H82ZM184 206H185V204H184ZM206 206H207V205H206ZM212 206H214V204H213ZM84 207L86 208V205H85ZM176 207H177V206H176ZM185 207H186V206H185ZM209 207H210V206H209ZM209 207H208V208H209ZM215 207H216V206H215ZM215 207H213V209H214V211L216 212ZM222 207H223V206H222ZM229 207H228V209H229ZM232 207H234V209H233ZM238 207H239V206H238ZM241 207H242V206H241ZM241 207H240V208H241ZM82 208H83V207H82ZM179 208H180V206H178V210H179ZM201 208H202V207H201ZM208 208H206V209H202V210L207 212V211H209ZM220 208H221V207H220ZM224 208H225V207H224ZM64 209H65V208H64ZM181 209H183V208H181ZM181 209L179 210V212L181 211ZM226 209H227V208H226ZM230 209H229V210H230ZM242 209H240V211H241ZM244 209H245V210H244ZM80 210H81V209H80ZM173 210H174V209H173ZM176 210H177V209H176ZM183 210H185V208H184ZM217 210H218V209H217ZM222 210H224V209H221V212H223ZM82 211L84 212V210H82ZM144 211H145V210H144ZM144 211H143L142 213H144ZM195 211H196V210H195ZM211 211H213V210H211ZM211 211H209L208 213H210ZM218 211H219V210H218ZM243 211H242V213H243ZM172 212H173V211H172ZM196 212H198V209H197ZM201 212H202V211H201ZM75 213H76V212H75ZM208 213H207V214H208ZM212 213H213V212H211V214H212ZM216 213L218 214V212H216ZM245 213H243V215H244ZM193 214H194V213H193ZM204 214L206 215V213H202V215H204ZM213 214H214V213H213ZM221 214H222V213H221ZM140 215H141V214H140ZM196 215H197V213H196ZM222 215H223V214H222ZM197 216H199V215H197ZM211 216H212V215H211ZM218 216H219V214H218ZM74 217H75V216H74ZM77 217H79V216H77ZM141 217H142V216H140V218H141ZM200 217H201V214H200ZM209 217H210V216H209ZM220 217H221V216H220ZM220 217H219V218H220ZM243 217H245V216H243ZM68 218H70V217L68 216L67 219H68ZM196 218H197V217H196ZM206 218H207V220H208V216H207ZM215 218H216V217H215ZM193 219H194V217H193ZM197 219H199V218H197ZM209 219H210V218H209ZM244 219H245V218H244ZM244 219H243V220H244ZM61 220H62V219H61ZM64 220H66V219H64ZM74 220H75V219L73 218V221H72V222H74ZM207 220H206V221H207ZM216 220H217V218H216ZM219 220H220V219H219ZM40 221H41V220H40ZM62 221H63V220H62ZM80 221H81V220H80ZM191 221H192V220H191ZM200 221H201V220H200ZM210 221H211V220H210ZM261 221H262V223H261ZM63 222H64V221H63ZM78 222H79V221H78ZM201 222H202V221H201ZM249 222H250V223H249ZM259 222H260V224H258ZM37 223H38V222H37ZM65 223H66V222H65ZM69 223H70V222H69ZM69 223H68V225H70ZM80 223H81V222H80ZM80 223H79V224H80ZM166 223H167V222H166ZM195 223H196V222H195ZM51 224H52V223H51ZM72 224H73V223H72ZM72 224H71V225H72ZM196 224H197V223H196ZM198 224H199V223H198ZM200 224H201V223H200ZM203 224H204V222H203ZM219 224H220V223H219ZM243 224H245V225H243ZM36 225H37V224H36ZM49 225H50V224H49ZM60 225H61V227H62V225H64V224H63V223H62V224L60 223ZM60 225H59V226H60ZM68 225H67V226H68ZM212 225H213V224H211V226H212ZM257 225H258V227H256ZM259 225H261V226H259ZM72 226H74V225H72ZM77 226H78V225H77ZM172 226H173V225H172ZM206 226H207V225H206ZM208 226H209V225H208ZM263 226H264V225H263ZM38 227H39V226H38ZM42 227H43V226H42ZM55 227H56V226H55ZM65 227H66V226H65ZM160 227H161V226H160ZM186 227H187V226H186ZM209 227H210V226H209ZM67 228H68V227H67ZM70 228H71V226H70ZM147 228H148V227H147ZM165 228H166V227H165ZM214 228H215V227H214ZM62 229H64V228H62ZM148 229H149V228H148ZM148 229H147V230H148ZM157 229H158V227H157ZM211 229H212V227H211ZM254 229H256V231H254ZM263 229H264V227H263ZM263 229L260 230V233H261V232L263 233V231H264ZM50 230H52V229L50 228ZM55 230H56V229H55ZM55 230H54V231H55ZM59 230H61V228H60ZM66 230H67V229H66ZM66 230H64V231H66ZM68 230H70V229H68ZM163 230H164V229H163ZM252 230H253V232H252L253 234H251V231H252ZM36 231H37V230H36ZM64 231H63V232H64ZM149 231H150V230H149ZM158 231H159V230H158ZM160 231H161V230H160ZM160 231H159V232H160ZM63 232H61V233H63ZM70 232H71V231H70ZM163 232H164V231H163ZM254 232H256L257 235H256V233H254ZM258 232H259V229H258ZM50 233H51V232H50ZM64 233H65V232H64ZM64 233H63V234H64ZM150 233H151V232H150ZM160 233H161V232H160ZM202 233H204V232H202ZM46 234H47V233H46ZM51 234H52V233H51ZM157 234H159V233L157 232ZM157 234H156V235H157ZM236 234H235V236H236ZM250 234H251V235H250ZM36 235H37V234H36ZM34 236H35V235H34ZM62 236H63V235H62ZM235 236L233 235V238H234ZM249 236H250V237H249ZM261 236H262V234H261ZM261 236H260V237H261ZM58 237H59L58 234L54 235V238H55V240H56V241H54L55 244L58 243V242H57ZM161 237H162V236H161ZM254 237H253V238H254ZM262 237H264V236H262ZM35 238H36V237H35ZM35 238H34V239H35ZM61 238H62V237H61ZM151 238H152V237H151ZM153 238H154V237H153ZM159 238H160V235H159ZM236 238H237V237H236ZM256 238H258V237H256ZM34 239H33V240H34ZM248 239H249L250 241H249ZM260 239L263 240V238H260ZM141 240H142V239H141ZM187 240H188V239H187ZM13 241H14V240H13ZM30 241H31V240H30ZM58 241H59V240H58ZM183 241H184V240H183ZM183 241H181V243H182ZM212 241H213V240H212ZM212 241H211V245H213ZM255 241H258V240L256 239ZM263 241H264V240H263ZM60 242H61V241H59V243H60ZM137 242H138V241H137ZM141 242H143V241H141ZM141 242H140V243H141ZM184 242H186V241H184ZM184 242H183V244H184ZM215 242H218V241L215 240ZM229 242H230V241H229ZM7 243H8V242H7ZM140 243L138 242V244H140ZM231 243H230V244H231ZM253 243H254V242H253ZM8 244H9V243H8ZM11 244H13V243H11ZM53 244H54V243H53ZM179 244H180V243H179ZM183 244H182L180 247L178 246L179 249L182 250V251L184 250V246H183ZM214 244H215V243H214ZM230 244H229V245H230ZM240 244H242L244 247H245V246H249V248L252 250L251 252L254 253L255 256L259 254V260H258V258H257L258 261L255 262V259H256L255 256H254V258H255L254 260H250V259H252L251 254L249 255V253H251V252H250V251H247V253L249 252L248 255H249L251 258L248 257V258H250V259L247 258V259H246V262H244L245 260H244V261H242V260H241V261H237L236 257H237V255H238V253L241 254V252L243 253V251H246L245 248H243L244 250L241 248L242 246L239 248V245H240ZM251 244H252V243H251ZM13 245H14V244H13ZM50 245H51V244H50ZM187 245H188V244H187ZM209 245H210V244H209ZM232 245H231V246H232ZM7 246H8V245H7ZM53 246H54V245H53ZM138 246H139V245H138ZM141 246H142V243H141ZM144 246H145V245H144ZM213 246H214V245H213ZM231 246H229V247H231ZM154 247H155V246H154ZM189 247H190V246H189ZM189 247H185L186 249H188L187 251H189V250L191 249V247H190V249H189ZM211 247H212V246H211ZM144 248H145V247H144ZM246 248H248V247H246ZM5 249H6V247H5ZM34 249H35V248H34ZM55 249H56V248H55ZM186 249H185V250H186ZM253 249H254V248H253ZM2 250H3V249H2ZM26 250H27V249H26ZM177 250H178V248H177ZM214 250H215V249H214ZM214 250H212V251H214ZM31 251H32V250H31ZM51 251H52V250H51ZM127 251H128V250H127ZM178 251H179V250H178ZM215 251H216V250H215ZM2 252H3V251H2ZM27 252H28V251H27ZM171 252L173 253V251H170V253H171ZM174 252H175V251H174ZM0 253H1V252H0ZM4 253H5V252H4ZM4 253H3V254H4ZM36 253H37V252H36ZM172 253H171L170 255H172ZM175 253H177V252H175ZM181 253H183V252L180 251V255H181ZM231 253L233 254V258L230 257ZM257 253H258V254H257ZM158 254H160V253H158ZM173 254H174V253H173ZM183 254H184V253H183ZM185 254H187V253H185ZM229 254H230V255H229ZM240 254H239V255H240ZM244 254H246V252H245ZM244 254H243V255H244ZM35 255H36V254H35ZM160 255H161V254H160ZM170 255H169V259H171V256H170ZM175 255H176V254H175ZM180 255H179V256H180ZM213 255H215V253H214ZM243 255H240V256H241V259H242V256H243ZM185 256H187V255H185ZM185 256L183 257V256L181 255V257H183V258H186ZM235 256H236V257H235ZM1 257H2V256H1ZM57 257H58V256H57ZM167 257H168V256H167ZM173 257H174V256H173ZM181 257H178V259L181 258ZM234 257H235V258H234ZM256 257H258V256H256ZM229 258H230V259H229ZM231 258H232L233 260H232ZM237 258H238V257H237ZM245 258H246V257H245ZM53 259H54V258H53ZM56 259H57V258H56ZM169 259H168V261H169ZM181 259H182V258H181ZM235 259H236V260H235ZM26 260H27V259H26ZM179 260H180V259H179ZM182 260H184V259H182ZM231 260H232L233 262H232ZM247 260H249V261H247ZM168 261L166 260L167 263H168ZM170 261H171V260H170ZM172 261H173V259H172ZM0 262H1V260H0ZM35 262H36V261H35ZM166 262H165V263H166ZM180 262H181V261H180ZM254 262H255V263H254ZM58 263H61V261H60V262L57 261V264H58ZM167 263H166V264H167ZM182 263H183V262H182ZM21 264H23V263H21ZM51 264H52V263H51ZM225 264H226V263H225Z\"/></svg>","mask_w":264,"mask_h":264}]
</instances>
